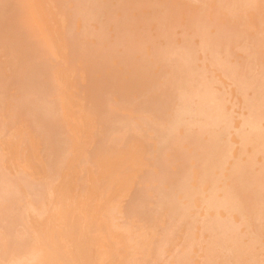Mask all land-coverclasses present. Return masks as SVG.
I'll return each instance as SVG.
<instances>
[{"label": "bare ground", "instance_id": "1", "mask_svg": "<svg viewBox=\"0 0 264 264\" xmlns=\"http://www.w3.org/2000/svg\"><path fill=\"white\" fill-rule=\"evenodd\" d=\"M28 1V0H27ZM26 1V2H27ZM39 1V0H38ZM107 0H73V2L75 3V4H73L72 6H69V7H73V6H75L76 8L75 9H78L80 12V14H81V11H82V15L80 16V18L82 17V19H81V21H83V23H84V20L86 19V17H87V19L85 20L87 23H86V25L87 26H89L91 29L90 30H92L93 28V26L91 25H88V23L89 24H91L90 22H88V21H90V19L92 20V19H96L97 20V25H96V23L94 24V26L96 25L98 28V30H92V31H90L89 29H87L88 30V32L90 31V34H91V36H92V40H89L88 41V43H87V40H85V38L86 37H84V38H82V36H83V34H81V32L83 33V31L85 30V29H82V28H80V34L82 35H80L79 37H76L75 35H77L78 36V31H77V29H76V32L78 33H76V32H74L75 31V28H78V26L76 27L75 26V28H74V31H73V25H71V27H70V25H69V27H67L68 29H69V31H72V33L71 34H69V31H67L66 33H67V35L66 36H68L66 39H67V41H68V43H66V45L68 46L67 48H69V50H68V52H67V50H66V52L68 53V59H70L69 61L73 64V62H75V61H77V60H81L82 61V63H83V65H85L86 66V76H87V82H85L86 84L84 85L85 87L83 88V89H85L86 91H85V93H86V97H87V95H88V98H90L89 100L92 102H90L91 103V105L90 106H92V107H94L92 110L94 111V113L93 114H97L96 115V117H97V119L101 122V124H102V127H103V132H102V134H103V136L101 137V138H104V139H106V140H108L107 139V135H108V133H112V130H113V132L115 131V132H118L117 130H120V131H122V130H125V133H126V131H127V133L125 134V142H128L129 141V139L131 138V137H133L134 136V134H138L137 136L135 135V137H137V138H140L141 136L139 135L140 133H135V132H133L132 133V130H131V128H130V126H131V122L129 121L130 119H129V117H131L132 115L133 116H135V114H133V113H135L134 112V110H137V112H138V114L136 115V116H139V117H142V118H144L146 121H147V123H145L144 122V120H143V123H141V126L145 123V124H147V128L148 129H151L153 132H154V136H156L157 137V139H158V146L160 147L157 151H164L165 150V148H166V146L167 145H169V146H171L172 144H174L175 142H176V140H177V137L178 136H180L179 137V140L181 139V140H188L187 142H190V143H195V145H193V148H195V147H197V149L198 148H200V150H199V154L197 155V157L199 158V161H198V158H196V161H198L199 163H198V165L197 166H199V167H197V168H199V170H197V172L199 171V179H201V177L204 179V180H206V179H210V180H213V179H216V176H214L215 178H213V175H214V171L213 170H215V168L217 167V169H218V167H219V169H220V166L222 165V164H224V163H222L223 162V160L224 159H226V156H228V154H230L231 153V151H230V153H227V148H226V142H229L228 140L229 139H227V141L225 140L224 141V139L222 140V137L223 138H227V136L226 137H224L223 135H224V132H228V131H226V127L228 126V125H230V111H227V109H226V107L224 106L225 104V98H224V96H223V93H226V92H223V90H220V89H225V87H221L220 89L219 88H216V87H214L212 84L214 83V80L211 78V80L208 78V76H207V74H206V72H207V69H206V67L203 65V64H201L202 63V61H203V59H206V55L209 57V59H213V60H215V61H213V60H210V63H212V65H213V67H217V65H218V67L217 68H219V67H222L224 70H225V72H223L224 74H225V76H227V77H229L232 81H233V83L235 84V87L237 88V90L238 89H240L241 91L242 90H246L247 88H249V89H252L251 90V95L250 96H247L246 94H244L245 93V91H243V96H244V102H246V104H247V106H248V111H247V117H246V119H245V121H246V127H247V129H245V130H243V131H241V127H242V125H244L243 123L244 122H242L241 121V123H242V125L240 126V132H238V133H240V142H245V143H243V144H252L251 146H252V150L254 149V152H255V150H256V152L255 153H257V155H259L260 154V152L261 151H263V153H264V124L262 125L261 124V119L263 120L264 119V67L263 66H261L262 64H260L259 63V61H258V57H257V55H258V46H256L257 45V43H258V41H259V43H261V40H260V37H258L257 39H256V45H254L253 44V51H251L250 53L248 52V51H245L246 53V55H247V52H248V56L247 57H245V60L244 61H242V62H237V61H234V63H233V61H230L231 63H229V61H228V58L226 57V56H229V54L231 55V51H230V45H231V43L233 44V43H235L237 40H239V42H240V39H242L243 38V40L244 39H246V38H244V35H245V37H246V34H247V32H246V29L244 30V27H241L240 26V23L242 22V20L243 19H240L242 16H237L238 18H236V13H237V10L239 9V10H243V11H245V12H243V14H241L240 13V15H244V13H246L247 12V10H245L246 9V7L247 8H249V6H250V1L251 0H224L225 2H227L228 3V7H226L227 8V10L230 12L232 9V11L230 12V14L229 15H231V13H233V14H235V18L238 20L237 21V23L235 22V24L234 23H232V24H222V26L221 25H219V24H221V23H215L213 20V25H214V27H215V29L213 30V31H211V29L213 28V25L212 26H210L211 25V23L210 22H212V21H210L208 18H207V16L206 15H203V14H201L202 13V11H201V13H200V10H203V8L204 7H201V9L200 10H198L199 12L197 13V11H196V13H193L192 11V14L191 13H189L190 11L188 10V7H190V6H188L187 4V6L188 7H183V8H181L182 7V2L180 3V1L177 3L176 2V0H153L152 2L154 3V4H156V6L158 7V6H160L161 7V11H159L161 14H162V18L161 19H159L158 17H156V15L157 16H160L159 14H158V12L156 13V15H155V17L154 18H156V19H158L157 21V24H156V26H155V28H154V25H152V27H151V25H149V24H151L152 22H150L148 25L151 27H149L150 29H151V31L152 32H154V30H156L155 32H156V34L157 35H155V32H154V34L151 32V31H149V32H151V34L149 33V32H147V33H142L143 31H145V30H143L142 29V27L140 26V24H139V21H141L140 20V17H142V15L144 14V12L141 10V7L142 6H144V5H147L146 3H148L147 1L148 0H118L117 1V3L114 5V4H111L113 1L111 0V2H110V0H108V2H106ZM198 1H200V0H198ZM212 1V0H211ZM222 1V3H219V2H221ZM258 1V0H257ZM263 1V0H262ZM22 2H25V1H22ZM110 2V3H109ZM194 2V1H193ZM197 2V0L194 2V3H196ZM218 3L219 4H223V0H220ZM29 3V2H28ZM64 3V2H63ZM115 3V2H114ZM150 3H151V1H150ZM199 3H201V2H199ZM217 3V4H218ZM30 4H32L31 2H30ZM160 4V5H159ZM179 5L178 7H179V9H178V7H177V5ZM203 4H204V2H203ZM202 4V5H203ZM216 4V5H217ZM226 4V3H225ZM225 4H223V7H224V5ZM61 5V4H60ZM65 5V4H64ZM69 5V4H68ZM71 5V4H70ZM153 5V4H152ZM183 5H184V3H183ZM200 5V4H199ZM204 5H206V4H204ZM227 5V4H226ZM195 6V5H194ZM193 6V7H194ZM63 7V6H62ZM67 7V6H66ZM150 7H152V6H150ZM156 7V8H157ZM209 7V6H208ZM252 7V6H251ZM261 7H263V6H261ZM28 8V7H27ZM30 8V7H29ZM155 8V7H154ZM154 9V11L153 12H156V11H158V10H160L159 8L158 9ZM184 8H186V9H184ZM196 8H197V5H196ZM225 8V9H226ZM230 8H231V10H230ZM254 8V7H253ZM68 9V8H67ZM134 9H135V11H136V9L138 10V11H142V15L139 17V15H135V12H133L134 11ZM151 9V8H150ZM185 10V11H187L188 13H186L185 15H183V17L184 18H186L185 16L186 15H188V14H190L191 15V17H187V19H186V21L184 20V19H181L182 18V16L180 17V16H177V15H180V14H178L179 12H178V10L181 12V10ZM190 9V8H189ZM193 9H195V8H193ZM64 10V9H63ZM117 10H119V11H117ZM182 10V11H183ZM226 10V11H227ZM249 10V9H248ZM253 10V9H252ZM30 11V10H29ZM28 11V13H30ZM77 11V10H76ZM103 11H105V13L103 12ZM151 11V10H150ZM184 11V12H185ZM204 11V10H203ZM227 11V12H228ZM249 11H251V10H249ZM67 12H69V10L67 11ZM70 12H72V11H70ZM75 12V10L73 11V13ZM206 12V9H205V11H204V13ZM224 12H225V10H224ZM240 12V11H239ZM239 12L237 13V14H239ZM27 13V11H26V8L24 7V6H22V7H19L17 4H15L14 3V0H0V34L1 35H3V38L0 40V49L2 48V46L4 45V47H7V53H4V54H7L6 56H8L7 58H5V56H3L2 55V57H4V59H7L6 61V64L11 68V71H9L10 70V68L7 66V65H5V64H3V61L5 62V60H2L1 58L2 57H0V63H2V64H0V66L2 67V68H0V75H1V73L2 72H5V73H3L4 75H1V76H4L5 78H9L10 80H13V82L15 81L16 82V80H19V79H21V80H23V79H25V81L27 80L28 81V83H24V84H22V82H19V81H17V82H19V84L16 82V84H18L17 85V87H19V86H21V84H22V90L20 89V87L19 88H16V84L14 85V83L12 82V81H8L9 82V84H7L8 82H6L5 84H3V85H5V86H7V87H5L6 89H4V90H2V91H4V92H0V93H2V95H4L5 94V92H12V91H15V89L18 91L19 89L22 91V93H24V101H25V104L23 103L24 101H23V99L21 100L22 102H18V104H20V105H22V103L24 104L23 106H21V107H23V108H27V107H24V106H29V107H31V109H35L36 111L35 112H37L36 113V117H37V115L39 116V118L41 119V120H43L44 122H45V125L44 126H46V128H48V130H47V132H48V134H46L45 133V128H44V126L42 127V128H44V130L43 129H41V130H43L44 132H43V134L41 133V136H43L44 135V133H45V135L43 136V139H44V137L46 136L47 138L45 139V140H43L41 137L39 138V136H40V134H39V136H38V132H35L36 130H34V128H36L37 129V131H38V127L39 126H42L41 125V123H40V125L39 126H35V124H34V122H32L31 124V126H33V129H31V132H34L37 136H38V140L40 139V141H41V139H42V143L45 141V150L42 148V151H44V153L48 150V148L47 147H49L50 148V152H46L45 154L47 155L46 156V159L44 160L45 162H46V164H49V166L50 165H58L60 162H61V160H62V162H64V158H65V155L63 154V152L65 153V148H66V146L68 147V142L71 140V137L70 136H68V135H66V134H63L64 132V130H66V131H68L67 129H66V125L65 124H67V123H65L64 124V117H62L61 119H63V121L61 120V122L59 121L60 120V118L58 117V115L61 113V115H62V111H60V113L58 112V110H59V108L61 109V107H59L58 105H60V104H58L60 101H58V105L55 103V101H53V98L52 97H50V95H51V93H53V95H55L56 93H54V85L56 84H54V82H52V80H53V78H52V76L51 77H49L50 75H52L51 74V71H48L49 69V66L48 65H52V63H51V59H50V62H49V64L47 65L45 62L47 61V59H46V61H44L45 59H44V57L45 58H47V56H49L48 54H46L47 52L45 51V53H43L44 51L43 50H46V49H43V48H45V45H44V47H42L43 46V40H42V35H45L44 33H42V35L41 36H39L40 34H41V31H39V28H38V26L36 25V24H34V27L33 26H31V23L33 22L32 21V19H31V21H29L28 20V14ZM138 14H139V12H137ZM42 14H44V13H42ZM68 14V16H70L69 15V13H67ZM76 14V13H75ZM85 14V15H84ZM104 14H105V18L103 17L104 16ZM155 14V13H154ZM206 14V13H205ZM49 15V14H48ZM74 15V14H73ZM73 15H71V16H73ZM77 15V14H76ZM145 15V14H144ZM152 15V14H151ZM150 15V16H151ZM207 15H209L208 13H207ZM216 15V14H215ZM246 15V14H245ZM31 16V15H30ZM44 16H45V18H47L46 16L47 15H45L44 14ZM50 16V15H49ZM68 16H66L67 18H68ZM78 16V15H77ZM154 16V15H153ZM193 16V17H192ZM250 16V15H249ZM248 16V17H249ZM74 17V16H73ZM85 17V18H84ZM248 17H246L247 19H248ZM250 17H252V16H250ZM40 18H42V17H40ZM72 18V17H71ZM75 18V17H74ZM80 18H78V20L80 19ZM90 18V19H89ZM104 18V19H103ZM179 18H180V20H182L183 22H181V24H183L184 23V21H185V23H184V27H186L185 26V24L187 25V26H189L191 29H192V33H193V31H194V35H196L195 36V38H197V39H195L194 38V36H183L184 38H182L181 37V40H180V42L179 41H177V40H174V37H175V39H176V36H177V38H178V33L176 34V27L178 26L179 28H183L181 25H180V20H179ZM189 18H191V19H189ZM230 18H232V17H230ZM246 18H244V19H246ZM89 19V20H88ZM218 19H219V17H218ZM227 19V18H226ZM70 20V19H69ZM74 20V19H73ZM77 20V21H78ZM88 20V21H87ZM94 20H93V22H94ZM231 20H233V19H231ZM252 20V19H251ZM30 22V24H29V22ZM71 21V20H70ZM76 21V20H75ZM81 21H78V22H81ZM143 21V20H142ZM141 21V22H142ZM150 21V20H149ZM216 21V20H215ZM222 21V20H221ZM224 21V20H223ZM227 21V20H226ZM245 21V20H244ZM72 22V21H71ZM74 22V21H73ZM140 22V23H141ZM145 22H146V20H145ZM234 22V21H233ZM252 22V21H251ZM33 23H35V22H33ZM66 23V22H65ZM155 23V22H154ZM243 23V22H242ZM245 23V22H244ZM239 24V25H238ZM246 24H247V22H246ZM261 24V23H260ZM33 25V24H32ZM35 25H36V27H35ZM67 25V24H66ZM225 25V26H224ZM242 25V24H241ZM244 25V24H243ZM257 25V24H256ZM83 26H85V25H83ZM99 26H100V28H99ZM181 26V27H180ZM48 27V26H47ZM144 27H145V25H144ZM143 27V28H144ZM148 27H145V28H147L148 30H149V28ZM177 27V28H178ZM209 27H212V28H209ZM35 28V29H34ZM44 28V27H43ZM59 28V27H58ZM72 28V29H71ZM153 28V29H152ZM188 28V27H187ZM245 28H247L246 26H245ZM185 29V28H184ZM248 29V28H247ZM38 30V31H37ZM41 30V29H40ZM42 30H45V29H42ZM143 30V31H142ZM147 31V30H146ZM145 31V32H146ZM189 31V30H188ZM191 31V30H190ZM253 31V30H252ZM42 32H44V31H42ZM88 32L85 30V32H84V36H88L89 34H88ZM92 32V33H91ZM249 33H250V29H249V31H248ZM257 32H258V29H257ZM40 33V34H39ZM65 33V32H64ZM65 33V34H66ZM86 33V34H85ZM246 33V34H245ZM72 34H75V35H73L72 37H71V35ZM158 34H159V38H157V39H160V37L161 38H164V40H163V42L162 43H160L161 41L160 40H162V39H160L159 41L156 39L155 40V36H158ZM180 34H181V31H180ZM189 34H190V32H189ZM252 34V33H251ZM70 35V36H69ZM176 35V36H175ZM254 35V34H253ZM264 35V34H263ZM255 36V35H254ZM260 36H261V34H260ZM64 37H65V35H64ZM70 37V38H69ZM90 37V36H89ZM94 37V38H93ZM1 38V37H0ZM41 38V39H40ZM43 38H44V36H43ZM54 38V37H53ZM88 38V37H87ZM254 38H256V37H254ZM262 38V37H261ZM64 39V38H63ZM179 39V38H178ZM259 39V40H258ZM42 40V41H41ZM44 40L46 41V39L44 38ZM54 40V39H53ZM53 40H50V41H53ZM48 41V40H47ZM49 41V42H50ZM66 41V42H67ZM255 41V40H254ZM147 42L149 43H151V44H149V45H151V50H149V48L148 47H150V46H148L147 47V49L149 50L148 52L145 50V44H147ZM238 42V41H237ZM245 42V41H244ZM243 42V43H244ZM241 43H242V41H241ZM240 43V44H241ZM245 43H247V42H245ZM250 43V42H249ZM258 43V45H261V44H259ZM47 44H50V43H47ZM230 44V45H229ZM251 44H252V40H251ZM236 45H237V43H236ZM238 45H239V43H238ZM49 46V45H48ZM50 46H52L51 44H50ZM40 47H42V48H40ZM237 47V46H236ZM235 47V48H236ZM239 47V46H238ZM247 47V46H246ZM8 48H10L11 49V52H10V50L8 49ZM47 48V47H46ZM49 48V47H48ZM47 48V49H48ZM264 48V47H263ZM4 49V48H3ZM0 50V52L2 53V51H4L5 52V50ZM42 50V51H40V50ZM50 49V48H49ZM238 49V48H237ZM236 49V50H237ZM244 49H246L245 47H244ZM249 49V48H248ZM252 49V48H251ZM8 50H9V52H8ZM145 50V51H144ZM49 51V50H48ZM151 51V52H150ZM263 51H264V49H263ZM40 52H42V55H44V54H46V55H44L43 56V61H41V60H39L38 59V57L40 56L39 54H40ZM54 52V51H53ZM139 52V53H138ZM147 52V54H145V53ZM228 52H230V53H228ZM9 53H11L10 54V58H9ZM259 53H261V51L259 52ZM138 54V55H137ZM224 54V55H223ZM228 54V55H227ZM243 54H244V52H243ZM41 55V56H42ZM259 55H261V54H259ZM258 55V56H259ZM220 56L221 57H224V59H226L225 61H224V59H222V58H220ZM116 57V58H115ZM201 57V58H200ZM226 57V58H225ZM237 57V56H236ZM79 58V59H78ZM232 58V57H231ZM261 58H263V57H261ZM261 58H260V61H261ZM9 59H11L12 60V64H13V68H14V70H16V74H15V78H17L18 77V79H16V80H14V79H11V76L14 74H12V67H11V64L9 65V63H8V61H9ZM76 59V60H75ZM115 59V60H114ZM208 59V58H207ZM222 59V60H221ZM230 59V58H229ZM75 60V61H74ZM201 60V63L200 64H198V62ZM239 60V59H238ZM49 61V60H48ZM47 61V62H48ZM68 61V60H67ZM215 64H214V63ZM263 62V61H262ZM65 63V62H64ZM81 63V62H80ZM120 63V64H119ZM209 63V64H210ZM76 64V63H75ZM121 64H123V66L121 65ZM117 65H120L121 67H123V74H124V69H126L127 70V68L128 67H131V69L128 71L129 72V74L127 75V77H125V76H123V74H120L119 72H118V67H117ZM211 65V64H210ZM209 65V67H211ZM216 65V66H215ZM7 66V67H6ZM70 66H71V64H70ZM74 66V65H73ZM77 66H81V65H77ZM8 68V69H5V68ZM70 68V67H69ZM79 68V67H78ZM208 68V67H207ZM2 69V70H1ZM52 69V68H51ZM212 69V68H211ZM220 70H221V68H219ZM4 70H6V71H8L9 73L11 72V74L12 75H10L9 73H6V71H4ZM120 71H121V68L119 69ZM2 71V72H1ZM54 71H55V69H54ZM54 71H52V72H54ZM60 71V70H59ZM208 71H209V69H208ZM211 71V70H210ZM209 71V72H210ZM15 72V71H14ZM68 73V72H67ZM119 73V74H118ZM10 76H9V75ZM50 74V75H49ZM57 74V72H55V75ZM211 74H212V71H211ZM7 75V76H6ZM48 77H47V76ZM57 75H59V74H57ZM0 76V77H1ZM9 76V77H8ZM64 76V75H63ZM104 76H106L107 78H104L103 79V77ZM212 76H213V74H212ZM14 77V76H13ZM54 77V76H53ZM2 78L3 77H1L0 78V82L1 83H3L2 82ZM50 78V79H49ZM51 78H52V80H51ZM56 78V77H55ZM54 78V80H55V82H56V79ZM213 78H215V76L213 77ZM7 79H6V81H7ZM59 79H61V78H59ZM84 79V78H83ZM5 79H3V81H4ZM20 80V81H21ZM63 80V79H62ZM82 80V79H81ZM24 81V80H23ZM60 81V80H59ZM213 81V82H212ZM5 82V81H4ZM13 83V85L15 86V89L13 90L12 88H14V86H12L11 87V85H10V83ZM58 82V81H57ZM78 82H79V80H78ZM77 82V83H78ZM21 83V84H20ZM60 83V82H59ZM76 83V84H77ZM84 83V82H83ZM227 83H228V81H227ZM58 84V83H57ZM80 84V83H79ZM226 84V83H225ZM2 87H3V85L2 84H0ZM9 85V86H8ZM63 85H64V83H63ZM66 85V84H65ZM64 85V86H65ZM0 86V87H1ZM56 86V85H55ZM59 85H57V87L56 88H58L57 90H59V88H60V86L58 87ZM224 86H226V85H224ZM3 87V88H4ZM10 87H11V90H8V89H10ZM66 87V86H65ZM64 87V88H65ZM231 87V86H230ZM3 88H1V89H3ZM63 88V89H64ZM62 89V88H61ZM60 89V90H61ZM226 89H227V87H226ZM231 89V88H230ZM7 90V91H6ZM239 90V91H240ZM24 91V92H23ZM62 91V90H61ZM66 91V90H65ZM68 91V90H67ZM81 91V90H80ZM228 91V90H227ZM231 91H234V90H231ZM16 92V91H15ZM19 92V91H18ZM18 92H16L15 93V95L18 93ZM59 91H57V93H58ZM238 92V91H237ZM4 93V94H3ZM22 93H18L20 96H22L23 94ZM60 93V92H59ZM59 93L57 94V95H59ZM234 93V92H233ZM247 93V92H246ZM12 94V93H11ZM16 95V97H19V95ZM61 94V93H60ZM84 94V93H83ZM115 94V96H113ZM235 94V93H234ZM250 94V93H249ZM1 94H0V99H3V100H1L0 102H2V101H4V103L2 104L3 105V107H4V104L6 103L5 101L7 100V103L8 104H6L8 107H10L12 104L11 103H16V100H15V102H11V101H14V99L12 100V98L11 97H9V98H7L6 100L4 99V98H6L7 96H5L4 95V98L3 97H1L2 96ZM7 95V94H6ZM9 96H11L10 94H8ZM14 95V94H13ZM225 95V94H224ZM241 95H242V93H241ZM52 96V95H51ZM60 97H61V95H59ZM69 96V95H68ZM83 96V95H82ZM225 96H227V95H225ZM232 96H234V95H232ZM12 97H15V96H12ZM15 97V98H16ZM56 97V96H55ZM59 97V98H60ZM70 97V96H69ZM20 98V97H19ZM51 98H52V100H51ZM62 98V97H61ZM229 98V97H228ZM17 99V98H16ZM63 99V98H62ZM231 99V98H230ZM240 99H243V97L241 96V98ZM8 100H11V101H9V102H11V103H9L8 102ZM18 100V99H17ZM54 100H56V99H54ZM70 100V99H69ZM68 100V101H69ZM85 100V99H84ZM19 101H20V99H19ZM56 101V102H57ZM72 101V100H71ZM228 101H229V99H228ZM227 101V102H228ZM67 102V101H66ZM86 102V101H85ZM115 103V104H113V103ZM231 102H232V100H231ZM234 102V101H233ZM70 103V102H69ZM111 103L113 104V106L115 105V107H112L111 106ZM93 104V105H92ZM10 105V106H9ZM16 105V104H15ZM75 104H73V106H74ZM117 105H119V107L117 106ZM228 105V104H227ZM231 105V104H230ZM56 106V107H55ZM121 106V107H120ZM123 106V107H122ZM232 106V105H231ZM230 106V107H231ZM2 107V106H1ZM6 107V106H5ZM13 107V106H12ZM18 106H16V108H17ZM20 107V106H19ZM18 107V108H19ZM125 107V109H129V111L131 110V113H125L126 111H125V109L123 110V111H125L124 113H123V115H122V113H120L119 111H117L116 112V110L118 109V110H120V108L121 109H123ZM235 107V106H234ZM17 108V109H18ZM80 108V107H79ZM133 108V109H132ZM227 108H228V106H227ZM243 108V107H242ZM5 109V108H4ZM116 109V110H115ZM230 110H231V108H229ZM0 110H2L1 108H0ZM6 110V109H5ZM9 109H7V112H9V113H5V116L7 115V117L6 118H8L9 117V120L8 119H6V118H4V119H6V120H8L9 122L11 121L12 122V120H10L11 118H13V116L12 115H14V117H15V119H19V116H17L16 117V115H15V113L16 112H12L11 110H9ZM20 110V109H19ZM240 110V109H239ZM244 111H245V109H243ZM2 111H4V110H2ZM2 111H0V112H2ZM11 111V112H10ZM30 112L29 113H31L32 111L31 110H29ZM93 111H89V112H91V115H93L92 114V112ZM129 111H127V112H129ZM233 111V110H232ZM242 111V110H241ZM35 112L33 111L32 113L33 114H31V115H33V116H35L34 114H35ZM71 112V114L73 113L72 111H70ZM136 112V113H137ZM4 113V112H3ZM3 113H0V115H2ZM232 113V112H231ZM8 114H9V116H8ZM12 114V115H11ZM23 114H24V116H26L27 115V112H26V114L25 113H22V116L20 117V118H23ZM67 114V113H66ZM70 114V115H71ZM82 114V113H81ZM125 114V115H124ZM128 114H129V116H128ZM30 115V116H31ZM73 115V114H72ZM77 115V114H76ZM83 115V114H82ZM85 115V114H84ZM83 115V116H84ZM229 115V116H228ZM12 116V117H11ZM30 116H26V118L27 119H29L30 118ZM32 116V117H33ZM74 116V115H73ZM80 116V115H79ZM83 116H82V118H83ZM239 116V115H238ZM29 117V118H28ZM81 117V116H80ZM85 117V116H84ZM127 117V118H126ZM232 117V116H231ZM242 117V116H241ZM0 118H1V116H0ZM133 118V117H132ZM233 119H234V117H232ZM3 119V120H4ZM14 119V118H13ZM67 120L69 119V118H66ZM73 119V118H72ZM80 119V118H79ZM83 119H85V118H83ZM137 119V118H136ZM236 119H237V116H236ZM242 119V118H241ZM2 120V119H1ZM30 120V119H29ZM59 121V123H58V121ZM81 120V119H80ZM135 120V119H134ZM240 120V119H239ZM14 121V120H13ZM22 121H24V118L22 119ZM66 121V120H65ZM74 121H76V119L74 120ZM79 121V120H78ZM138 121H140V120H137V123H136V125H138ZM237 121V120H236ZM4 122V121H3ZM9 122H8V124H9ZM11 122H10V124H11ZM83 122V121H82ZM99 122V123H100ZM264 122V121H263ZM2 123V121H0V124ZM14 122H12V124H13ZM25 123V125H26V122H24ZM36 123V122H35ZM91 123V122H90ZM134 123H135V121H133V126H134ZM234 123V122H233ZM238 123V125L240 124V122H237ZM37 124V123H36ZM39 124V123H38ZM37 124V125H38ZM86 124H87V122H86ZM98 124V123H97ZM144 124V125H145ZM4 125V127H3V130H7L8 128H11V127H8V128H5L6 126H5V124H2V125H0L1 127ZM17 125V124H16ZM28 125V124H27ZM61 125H63V126H61ZM76 125V124H75ZM82 125V124H81ZM81 125H79V127L81 126ZM143 125V126H144ZM181 125L184 127V128H182L181 127ZM236 125V124H235ZM234 125V126H235ZM244 125V126H245ZM8 126H11V125H8ZM70 126V125H69ZM87 126V125H86ZM85 126V127H86ZM92 126V125H91ZM139 126H140V124H139ZM231 126V125H230ZM229 126V127H230ZM233 126V127H234ZM0 127V128H1ZM18 127V126H17ZM30 127V126H29ZM63 127H65V128H63ZM68 127V126H67ZM85 127H84V129H85ZM97 127V126H96ZM101 127V128H102ZM135 127V126H134ZM5 128V129H4ZM15 128H16V126H15ZM14 128V129H15ZM41 128V127H40ZM69 129H70V127H68ZM78 128V127H77ZM88 128V127H87ZM92 128H93V126H92ZM133 128V127H132ZM143 128V127H142ZM178 128H179V130L181 129L182 130V133H177V131H179L178 130ZM12 129V128H11ZM235 129H237L238 130V127H236L235 126ZM3 130H0V131H3ZM8 130H10V129H8ZM34 130V131H33ZM41 130H40V132H41ZM131 130V131H130ZM180 130V131H181ZM232 130V129H231ZM236 130V131H237ZM73 131H74V129H73ZM75 131H78V129L77 130H75ZM86 131V130H85ZM150 131V130H149ZM151 131V132H152ZM230 131V130H229ZM239 131V130H238ZM4 132V131H3ZM7 132V131H6ZM6 132H4V134L6 133ZM14 132H15V130H14ZM29 132V131H28ZM72 132V131H71ZM71 132H69V134H71ZM87 132V131H86ZM124 132V131H123ZM138 132H139V130H138ZM140 132H141V130H140ZM184 132V133H183ZM2 133V132H1ZM11 133H12V131L10 132V135H11ZM73 133V132H72ZM75 133V132H74ZM78 133H80V132H77V134ZM85 133V132H84ZM175 133H176V135H175ZM237 133V134H238ZM26 134V133H25ZM98 134H100V133H98ZM123 134V135H124ZM144 134V133H143ZM142 134V135H143ZM206 135V136H203V137H207V139H206V141H204V138H202V135ZM229 134V133H228ZM7 135H8V132H7ZM9 135V136H10ZM79 135H81V134H79ZM117 135V134H116ZM147 135V134H146ZM182 135V136H181ZM239 135V134H238ZM237 135V136H238ZM2 136V135H1ZM5 136V135H4ZM21 136H23V135H21ZM75 136H76V134H75ZM118 136H120V135H118ZM140 136V137H139ZM177 136V137H176ZM236 136V137H237ZM36 136H34V138H35ZM49 137L51 138H53V140H52V145L50 146V145H47L48 143H46V141H48V140H50L49 139ZM72 137H74V136H72ZM110 136H108V138H109ZM117 137V136H116ZM115 137V138H116ZM121 137V136H120ZM155 137V138H156ZM169 137H170V139H169ZM171 137L173 138V137H176V140H174V142H173V140L171 139ZM10 139V137H8L7 136V139ZM100 138V139H101ZM113 140L115 139L114 138V136L113 137H111ZM111 138H110V140H108V141H113V140H111ZM136 138V139H137ZM148 138V137H147ZM151 138V137H150ZM234 138V137H233ZM232 138V139H233ZM239 138V137H238ZM237 138V139H238ZM3 139V138H2ZM2 139H0L1 141L0 142H5V140H3L2 141ZM13 139V138H12ZM14 139H15V137H14ZM17 139V138H16ZM22 139V138H21ZM31 139H33V136L31 137ZM37 139V138H36ZM103 139V140H104ZM119 139V138H118ZM120 139H122V138H120ZM152 139V138H151ZM22 140H24V139H22ZM34 140V139H33ZM37 140V142H40V141H38ZM74 140H75V138H74ZM105 140V141H106ZM130 140H132V139H130ZM138 140V139H137ZM145 140V139H144ZM152 140H154V139H152ZM167 140L169 141V143L170 144H168V142H167ZM179 140H177L178 142H179ZM234 140H236V139H234ZM242 140V141H241ZM35 141V140H34ZM76 141H77V139H76ZM135 141V140H134ZM142 140L140 139V142H141ZM155 141V140H154ZM3 142V143H4ZM8 142H9V145L10 144H12L13 145V143H10V141L8 140ZM24 142V141H23ZM32 142V140L30 141V143ZM50 142V141H49ZM100 142V141H99ZM107 142V141H106ZM132 142H133V140H132ZM131 142V143H132ZM143 142V141H142ZM202 142V143H201ZM225 142V143H224ZM17 143V142H16ZM109 143V142H108ZM114 143H115V141H114ZM117 143H119V141H117ZM129 143V142H128ZM145 143H147V142H145ZM149 143V142H148ZM147 143V144H148ZM234 143V142H233ZM2 144V143H1ZM29 144V143H28ZM32 144V143H31ZM30 144V145H31ZM44 144V143H43ZM69 144L71 145L72 144V142H69ZM75 144H77V143H75ZM75 144H73V145H75ZM84 144V143H83ZM132 144H134V143H132ZM153 144H155V142H153L152 143V145ZM183 145L185 144L186 146H187V144H186V142L185 143H182ZM228 144V143H227ZM232 144V143H231ZM3 146H5L6 144L4 143V144H2ZM2 145H0L1 146V148L3 147ZM15 145V144H14ZM24 145V144H23ZM36 145V144H35ZM114 145V144H113ZM135 145V144H134ZM140 145V144H139ZM151 145V144H150ZM157 145H155V146H157ZM230 145V144H229ZM237 145H238V143H237ZM236 145V146H237ZM242 145V144H241ZM256 146V148H255V146ZM18 146V145H17ZM39 146V145H38ZM41 146H43L42 144H41ZM47 146V147H46ZM100 146V145H99ZM144 146V145H143ZM158 146H157V148H158ZM232 146H233V144H232ZM240 146V145H239ZM9 147H11V145L10 146H7L6 148H9ZM12 147H14V146H12ZM16 147V146H15ZM19 148H21L20 146H18ZM35 147V146H34ZM36 147H37V145H36ZM84 147V146H83ZM126 147V146H125ZM130 147H132V146H130ZM153 147V146H152ZM163 147H165V148H163ZM185 147V146H184ZM227 147H228V145H227ZM244 147V146H243ZM18 148V149H19ZM31 148H32V146H31ZM47 148V149H46ZM77 147H75V149H76ZM99 148V147H98ZM156 148V147H155ZM163 148V149H162ZM230 148V147H229ZM3 149V148H2ZM13 149V148H12ZM37 149V148H36ZM75 149H73L72 148V150H75ZM130 149V148H129ZM153 149H154V147H153ZM184 149V148H183ZM187 149V148H186ZM240 149H241V147H240ZM239 148H238V151L240 150ZM250 149V148H249ZM21 150H22V148H21ZM126 150V148H124V150L123 151H125ZM152 150V149H151ZM155 150V151H156ZM242 150V149H241ZM257 150H258V152H259V154H258V152H257ZM4 151V150H3ZM3 151L2 152H0V154L1 153H3ZM7 151V150H6ZM11 151V150H10ZM13 151V150H12ZM14 151H15V149H14ZM19 151V150H18ZM24 151V150H23ZM38 151V150H37ZM112 151V150H111ZM121 151V150H120ZM134 151V150H133ZM236 151V150H235ZM243 151V150H242ZM5 152V151H4ZM8 152V151H7ZM27 152V151H26ZM32 152V151H31ZM77 152V151H76ZM129 151H127V153H128ZM130 152H131V150H130ZM135 152V151H134ZM154 152V151H153ZM241 152V151H240ZM250 151H248V153H249ZM253 152V153H254ZM11 153H13V152H11ZM18 153V152H17ZM21 153V151H19V154ZM41 152H38V154L37 153H35V154H37V156L40 154ZM69 153V152H68ZM67 153V154H68ZM118 153V152H117ZM122 153V152H121ZM135 153H137V151L135 152ZM142 153V152H141ZM144 153V152H143ZM164 153V152H163ZM239 153V152H238ZM244 153H245V151H244ZM41 154H43V153H41ZM73 154V153H72ZM85 154V153H84ZM103 154H105L104 155V158H105V161H107L108 159H107V155H108V158H109V160H111L113 157H112V155L111 154H109L108 152H107V150L105 151V152H103ZM103 154H102V156H103ZM123 154H125V152L123 153ZM243 154V153H242ZM5 155V154H4ZM9 155V154H8ZM14 156H15V154H13ZM23 155H25V154H23ZM77 155V154H76ZM110 155H111V157H110ZM114 156H118V154H113ZM120 155V154H119ZM129 156H130V154H128ZM141 155V154H140ZM178 155H182L181 157L180 156H178L179 158H180V160L182 161V163H180L179 164V166L177 167V169L175 170V172H172V174H171V172L169 171V169H166L165 168V165L163 166V165H161V166H163L164 167V169H163V171L165 170H167V171H169V172H167V173H169V174H167V179H169L168 181H169V186H168V188H170V192L169 191H167L166 192V189H164L165 190V192L166 193H164L163 195H162V193H161V195L164 197L163 199V201H162V199L160 200V202H164L165 201V204L163 205V203H158V205L156 206V207H158V206H161V204L163 205V206H167L168 205V208H169V210H170V214H171V212L173 211H175L176 210V204L174 205V201H173V199L172 198H170L171 197V192H172V190H173V188L174 189H176V188H178V190H183V191H186L187 192V190H192V188H189L188 186H189V184H188V181L187 180H189L188 178H189V176L190 175H192L191 174V172L192 171H194V170H189V168L187 167V165H186V162H185V160H186V158H187V154H185V153H183V152H181V151H178ZM246 155V154H245ZM248 155H251V152H250V154H248ZM262 155V154H261ZM0 156H2V158H4V156L3 155H0ZM32 156V155H31ZM30 156V157H31ZM63 158H62V157ZM75 156V155H74ZM85 156V155H84ZM101 156V155H100ZM186 156V157H185ZM230 156V155H229ZM240 156V155H239ZM242 156V155H241ZM244 156V155H243ZM252 156V155H251ZM9 157V156H8ZM17 157V156H16ZM26 157V156H25ZM28 157V156H27ZM34 157V156H33ZM72 157H73V155H72ZM121 157H122V154H121V156H120V158H118L119 159V161L118 162H120L121 163V161H124L123 159L122 160H120L121 159ZM148 157V156H147ZM164 157V156H163ZM232 157V155L230 156V158ZM262 157V156H261ZM260 156H259V158H261ZM14 158V157H13ZM43 158H45V157H43ZM74 158H76V157H74ZM85 158H86V156H85ZM97 158L99 159V157H98V155H97ZM124 158H125V155H124ZM126 158H127V156H126ZM189 158V157H188ZM187 158V159H188ZM248 158V160H246ZM246 159H238V161L236 160V162H234V166H233V163L231 164H229L228 166L231 168V170H229V168H228V170H229V172H231V175H233V179H232V181H231V183H228V186H227V184H223V187H224V191H223V193H222V191H221V189H223V188H221L222 187V185L219 187V188H221V189H219V188H217L216 187V185L217 184H219L218 182L216 183V181H215V183H214V180L212 181V183H211V186H210V188L208 187V189H210L211 190V192L209 193L208 191L206 192V193H208L207 195L210 197V200H209V198H205V199H207V202L209 201L211 204H213V205H219V204H221L222 202L224 203V202H226L227 204L228 203H230L231 204V207L230 206H228V208L230 209V211H233V210H235L236 208H238V209H240V211H238V212H240V213H238V214H240V215H234V217H236V216H240V217H237L238 218V220H237V222L239 223V222H241V223H246L247 222V220L246 221H243V219H242V217H244L243 216V214L242 213H244L245 215H247L248 216V222H250V223H247L246 225H247V227L250 229V225H252V227L251 228H253V229H251V231H249L248 229V231L250 232V235H252V237L254 238L255 236V234L254 233H252L253 232V230H255L254 232L255 233H257L259 230H264V220L262 219V224H261V222L260 221H258L260 224H259V226H261L262 225V227H263V229H262V227H260V228H258V227H256L257 225H258V222H257V225H256V221L254 220V218L256 219V216L258 217V215L259 214H261V215H263L264 214V202H261V201H263L262 199H261V197L262 198H264V196L263 195H261L260 193H262L261 192V189H264V174L263 173H261V169H263V167H264V157H263V159L260 161V163L259 164H261L260 166H259V169H257V170H254L253 168H254V163H253V160L255 159V157L254 156H252L251 158L250 157H247ZM250 158V159H249ZM6 159V158H5ZM9 159V158H8ZM19 159V158H18ZM39 159H41L40 157H39ZM77 159V158H76ZM95 159V158H94ZM103 159V158H102ZM107 159V160H106ZM133 159V158H132ZM2 160H4V159H1V161ZM16 159L14 158V159H12V161H13V163H14V161H15ZM21 160V159H20ZM26 160V159H25ZM30 160V159H29ZM33 160V159H32ZM112 160H116V158H114V159H112ZM111 160V161H112ZM159 160H160V158H159ZM169 160V159H168ZM191 160V159H190ZM7 161V160H6ZM18 161V160H17ZM24 161V160H23ZM34 161V160H33ZM43 161V162H44ZM66 161V160H65ZM69 161V160H68ZM73 161V160H72ZM104 161V162H105ZM117 161V160H116ZM126 161V160H125ZM133 162H134V160H132ZM244 161V162H243ZM255 161H257V160H255ZM16 162V161H15ZM26 162H28V161H26ZM39 162H41V160L39 161ZM96 162V161H95ZM224 162H226L225 160H224ZM232 162H233V160H232ZM2 165H4L2 162H0ZM11 162H10V160H9V163L8 164H10ZM13 163H11V166H12V168H13ZM19 163H21V162H19ZM24 163V162H23ZM67 163V162H66ZM97 163V162H96ZM120 163L118 164L119 166H120ZM190 163H192L191 161H190ZM197 163V162H196ZM8 164H7V166H8ZM24 164H27V163H24ZM34 164V163H33ZM61 164H63V163H61ZM68 164H69V162H68ZM104 164H106V163H104ZM116 164H117V162H116ZM131 164V163H130ZM140 164V163H139ZM228 164V163H227ZM256 165H257V163H255ZM5 165H6V163H5ZM43 165H44V163H43ZM43 165H42V167H43ZM108 165V164H107ZM127 165V164H126ZM181 165V166H180ZM1 166V165H0ZM7 166L5 167V168H7ZM11 166H9V167H11ZM14 166H16L17 167V164L16 165H14ZM27 166V165H26ZM30 166V165H29ZM40 166V165H39ZM48 166V167H49ZM64 166V165H63ZM116 166V165H115ZM121 166H122V164H121ZM134 166H135V164H134ZM138 166V165H137ZM232 166V167H231ZM15 167V168H16ZM21 167H24V166H22V164H21ZM34 167V166H33ZM106 167V166H105ZM118 167V166H117ZM128 167V166H127ZM224 167V166H223ZM255 167H257V166H255ZM1 168V167H0ZM18 168V167H17ZM27 167H25L24 168V170L23 171H26L25 169H26ZM44 168V167H43ZM62 168V167H61ZM71 168V167H70ZM108 168V167H107ZM113 168V167H112ZM112 168L110 167V169L112 170ZM136 168V167H135ZM170 168V167H169ZM2 169H4V167L2 166ZM10 169V168H9ZM22 169V168H21ZM30 169V168H29ZM36 169V168H35ZM49 169H51V168H49ZM53 170L50 172V173H53V174H55V173H57V171H58V169H59V167H57V168H52ZM79 169V168H78ZM110 169H108V170H110ZM129 169V168H128ZM133 169V168H132ZM193 169V168H192ZM13 170L14 169H12V172H13ZM34 170V169H33ZM39 170V169H38ZM42 170V169H41ZM62 170V169H61ZM64 170V169H63ZM71 170V169H70ZM89 170V169H88ZM131 170V169H130ZM223 170V169H222ZM264 170V169H263ZM15 171V170H14ZM16 171H20V167H19V169L18 170H16ZM15 171V172H16ZM107 171V170H106ZM106 171H102V172H106ZM144 171V170H143ZM152 171V170H151ZM154 171H156V169L154 170ZM162 171V172H163ZM220 171V170H219ZM224 171V170H223ZM226 171H227V169H226ZM18 172H16V174L18 173ZM21 172H22V170H21ZM32 172V171H31ZM71 172V171H70ZM114 172V171H113ZM195 172V171H194ZM193 172V173H194ZM221 172V171H220ZM220 172H218L217 174H218V176L217 177H219L220 175H222ZM7 173V172H6ZM24 173V172H23ZM22 173V174H23ZM62 173V172H61ZM100 174H103V173H101V172H99ZM110 173V172H109ZM108 173V174H109ZM137 173V172H136ZM11 174V173H10ZM19 174V173H18ZM21 174V175H22ZM27 174H31V173H27ZM42 174V173H41ZM45 174V173H44ZM43 174V175H44ZM68 174V173H67ZM105 174V173H104ZM106 174H107V172H106ZM111 174H113V173H111ZM145 174V173H144ZM216 174V173H215ZM220 174V175H219ZM227 174V173H226ZM229 174V173H228ZM4 175V174H3ZM3 175H0V176H2V178L1 179H3ZM7 175V174H6ZM5 175V176H6ZM14 175V174H13ZM58 175H59V172H58ZM57 175V176H58ZM66 175V174H65ZM91 175V174H90ZM99 175V174H98ZM170 175V176H169ZM195 175H196V172H195ZM4 176V177H5ZM9 176V175H8ZM18 176V175H17ZM48 176V175H47ZM46 176V177H47ZM60 176V175H59ZM111 176V175H110ZM196 176H198V175H196ZM195 176V177H196ZM230 175H228V177H229ZM26 177H27V175H26ZM26 177H24V175H23V177L19 180V178L17 179L16 177L14 178L15 180H12L11 179V177H10V179L12 180H7V178L4 180V181H7L6 183H8V184H13L12 182H14L15 181V183L17 184V180H19V181H21L22 182V180H25V184H27V182L29 183V184H31L30 185V187H32V182L30 183V181L31 180H33L34 178H32L31 176V180L29 179V181L27 180V178ZM35 177V176H34ZM45 177V178H46ZM53 177V176H52ZM68 177V176H67ZM66 177V178H67ZM73 177V176H72ZM114 177H115V175H114ZM128 177V176H127ZM193 177V176H192ZM194 177V178H195ZM228 177H227V179H228ZM62 178V177H61ZM91 178L94 180H96V177H94L93 175L91 176V177H88V180L90 179L91 180ZM98 178H100V177H98ZM97 178V179H98ZM104 178V177H103ZM117 178H118V176H117ZM117 178H116V180H117ZM125 178V177H124ZM220 178V177H219ZM17 179V180H16ZM47 179H48V177H47ZM57 179H59V178H57ZM115 178H113V180H114ZM146 179V178H145ZM198 179V178H197ZM224 179V178H223ZM230 179H231V177H230ZM39 180H41V179H39ZM89 180V184H91L92 182H93V180H92V182ZM107 180V179H106ZM110 180V179H109ZM216 180H219V179H216ZM229 180V179H228ZM43 181V180H42ZM42 181H40V182H42ZM50 181V180H49ZM74 181V180H73ZM97 181V180H96ZM100 181V180H99ZM128 181V180H127ZM191 181V180H190ZM201 181V180H200ZM209 181V180H208ZM223 181H225V180H223ZM229 181V182H230ZM39 181L38 182H36V181H34V183H33V185L34 184H42V183H40ZM98 182V181H97ZM102 181H100L99 183H101ZM108 182V181H107ZM112 182V181H111ZM221 182V181H220ZM48 183V182H47ZM50 183V182H49ZM76 183V182H75ZM82 182L80 181V185H78L79 186V188L81 187V189L83 190L84 188L85 189H87V187H89V185H86V183H87V181H86V183L85 182H83V184H84V186L81 184ZM106 183V182H105ZM109 183V182H108ZM132 183V182H131ZM142 183V182H141ZM148 183V182H147ZM198 182H196V184H197ZM210 183V182H209ZM222 183V182H221ZM224 183V182H223ZM20 184H21V186H20ZM23 183H20L19 182V189H20V187H22V189L25 187V186H23L22 185ZM45 184V183H44ZM65 184V183H64ZM74 184V183H73ZM96 184V188L94 187V185ZM101 184H104L103 182L101 183ZM107 184V183H106ZM105 184V185H106ZM115 184V183H114ZM120 184V183H119ZM121 184H123V183H121ZM129 183H127L126 185H128ZM14 185V184H13ZM59 185V184H58ZM82 185V186H81ZM92 185H93V187H94V190H93V188H92V190L94 191V192H96L97 191V183L96 182H93L92 183ZM100 185V184H99ZM109 185V184H108ZM107 185V187H109L110 188V186H108ZM110 185H112L111 183H110ZM124 186V188H127L126 187V185L125 184H123ZM133 185V184H132ZM200 185H201V183H200ZM208 185V184H207ZM210 185V184H209ZM225 185V186H224ZM55 186H56V184H55ZM61 186H62V184H61ZM69 186V185H68ZM68 186L65 188L66 190V192H69V188L71 187V184H70V187L68 188ZM87 186V187H86ZM91 186V185H90ZM172 188H171V187ZM40 187V189H41V186L39 185L38 186V188ZM83 187V188H82ZM112 187V186H111ZM131 187V186H130ZM138 187V186H137ZM225 187H227V188H225ZM57 188V187H56ZM68 188V189H67ZM78 188V187H77ZM108 188V189H109ZM114 188V187H113ZM167 188V190H169ZM21 189V191H22V195L24 196V194H23V191L24 192H30L29 190H28V188L27 189H25L24 188V190H22ZM31 189H33V187L31 188ZM35 189H36V187H35ZM34 189V191H36ZM49 189H51V188H49ZM55 189V188H54ZM64 189V188H63ZM72 189V188H71ZM84 189V191H82V192H84V195L82 194V192H80V189L78 190L79 192H80V194L83 196V199H85L86 200V198H87V190H85ZM91 188H89L88 189V193H91L92 191H90L89 192V190H90ZM96 189V190H95ZM128 189V188H127ZM184 189H187V190H184ZM199 189H200V187H199ZM218 189L221 191V193H222V195H218L217 196V193H219L218 192ZM2 190H3V188H2ZM5 190V189H4ZM27 190V191H26ZM68 190V191H67ZM72 190H74V188L72 189ZM72 190H70L71 192H72ZM77 190H74V192H69V193H66V194H68V195H66L65 194V196H70V198H72V196H71V194L73 195V198L75 197L74 195L75 194H73V193H78V195H80L79 194V192H77ZM98 190H100L101 191V188L100 189H98ZM111 190V189H110ZM138 189H136V191H137ZM190 190L188 191V192H190ZM214 190H215V193H214ZM216 190H217V192H216ZM0 191H1V188H0ZM10 192H11V194L10 193H6V191H4L5 192V195L7 196V194H10V196L12 195V197L14 196V194L16 195V193L15 192H13L12 190H9ZM33 191V192H34ZM55 191V190H54ZM62 191V190H61ZM65 191H63L64 193H65ZM86 191V192H85ZM148 191V190H147ZM162 191V190H161ZM177 191V190H176ZM197 191H198V188H197ZM200 191V190H199ZM258 191H260L259 193H258ZM264 191V190H263ZM2 192L3 191H1V194H0V199H2L3 197H4V200H6L7 201V198L5 199V196H4V194H2ZM48 192V191H47ZM46 192V193H47ZM138 192V191H137ZM136 192V193H137ZM164 192V191H163ZM169 192V193H168ZM187 192V193H188ZM191 192H193V190L191 191ZM35 193V192H34ZM39 193H41V195H42V193L43 192H39ZM61 193V192H60ZM86 193V194H85ZM93 193V192H92ZM100 193V192H99ZM139 193H142L141 191L139 192ZM180 193V192H179ZM195 193V192H194ZM18 194H19V192H18ZM29 194L30 193H28V197H29ZM38 194V193H37ZM37 194H35V197H36V195ZM44 195H48V193L47 194H45V191H44V193H43ZM54 194V193H53ZM59 194V193H58ZM58 194H56V197L58 198H56L55 197V195H52V197L54 196L55 198H56V200H57V202L55 201V206L53 207V206H51V207H53L52 209H51V211L49 212L50 214H51V217L54 219V220H56V222H52L51 220H49V221H51V223H52V230L47 226V227H45V224H43L44 222H42V224L44 225V227L48 230V232H44L45 230L43 229V231H39L41 228H37L38 230H36L37 231V235H39V238H40V236H41V240H42V242H44L45 244L46 243H48L47 245H43L42 244V242L41 241H39V242H35L34 243V236L32 235V233H31V230H32V221H33V218H31V216L34 214L35 216L37 215V216H39V215H41V214H44V213H42L45 209L44 208H41L43 205V203H45L46 201L44 200L45 198H46V196H44V195H42V201H41V198L39 199V201L38 202H40L39 204H38V202H37V205L35 204V202H36V200H35V198H31L32 197V195L29 197V199L31 200L32 199V201L31 202H29V203H27L26 201H24V199H21L22 197H20V199L23 201V203L25 202V207L23 206V204L22 203H20V202H18L19 204L18 205H20L21 206V204H22V208H19L20 209V211H22V213H23V215H24V220L25 221H27L28 222V220H30L29 218H31L32 219V221L30 220V222H28L27 224H26V222H25V224L26 225H28V226H26V229L24 228V230H21L20 228V230H21V232L22 233H20L19 231V234H21L22 236H19L18 235V238L19 237H21L22 238V240H21V243H19L20 245H19V250H18V253L17 252H15L16 251V249H14V250H12V251H9L8 252V254L9 255H3V256H6V258L4 257L3 259H2V257H0V264H121V261H122V263H123V258H124V256L125 255H122L121 256V260H120V256L119 257H117L118 255H117V252L118 251H120V250H122V249H120V250H118V248H117V246H113L112 248L110 247V246H112V242H113V244H117L118 242H117V240L115 239V236L113 237V235H111V233L112 232H114L115 233V231L113 230H110L109 229V231L108 232H110V234L108 233V234H106V229L105 228H103V226L105 225V227L107 228V224H104V223H106L105 221H103V217H102V221L104 222H101V220L100 221H98L99 219H97V217H96V220L95 219H93L94 217L91 215V212H90V210L91 211H93L94 212V210L96 209V210H98V212L100 213V215H102L101 214V211H103V210H100L99 211V209L98 208H100V207H97L98 206V204L96 203L95 204V202H94V200L95 199H98V197L96 196L95 197V195H88V197L89 198H87L88 199V201H89V203H88V201H87V204H85L86 203V201L84 202V203H82V202H80V200L77 202V200H75V198L74 199H72V200H70L68 197V199H65L66 197L64 196V199L62 200V197H63V195H62V197L60 198L59 197V195ZM177 194V193H176ZM184 194V193H183ZM196 194V193H195ZM201 194H202V192H201ZM264 194V193H263ZM27 195V194H26ZM34 195V194H33ZM50 195V194H49ZM144 195V194H143ZM182 195V194H181ZM186 195V194H185ZM192 195V194H191ZM261 197H260V196ZM9 196V195H8ZM84 196H86L85 198H84ZM142 196V195H141ZM176 196V195H175ZM197 196H198V194H197ZM17 197V196H16ZM16 197L14 198V204L16 203V201L17 200H15L16 199ZM34 197V196H33ZM45 197V198H44ZM91 197V198H90ZM92 197H94V198H92ZM199 197H200V195H199ZM198 197V198H199ZM9 198V197H8ZM24 198H25V196H24ZM49 197H47V199H48ZM50 198H51V196H50ZM50 198H49V200H50ZM102 198V197H101ZM190 198V197H189ZM238 198H240V199H238ZM12 198H10V200H11ZM25 199H27V198H25ZM103 199V198H102ZM106 199H107V197H106ZM117 199V198H116ZM185 199V198H184ZM192 198H190V200H191ZM202 199H203V196H202ZM202 199H201V201H202ZM261 199V200H260ZM33 200H34V202H33ZM44 200V201H43ZM49 200H48V202H47V204H49V206H50V203H49ZM53 200V199H52ZM64 200H67V201H65V202H63ZM74 201V203L72 202V204H74V205H72L71 203H69L68 204V202L69 201ZM104 200V199H103ZM131 200V199H130ZM145 200V199H144ZM181 200V199H180ZM179 200V201H180ZM197 200V199H196ZM204 200V199H203ZM51 201V200H50ZM84 201V200H83ZM94 203H93V202ZM96 202L98 201V200H95ZM178 201V202H179ZM189 201V200H188ZM3 202H5V201H3ZM8 202V201H7ZM12 202V201H11ZM43 202V203H42ZM63 202V203H62ZM76 202V203H75ZM102 202V201H101ZM111 202V201H110ZM130 202V201H129ZM142 202H144L143 201V199L140 197V195L138 194V195H136V194H134V196H133V200H132V203H131V205H132V208H145V206L144 205H146V204H142ZM148 202V201H147ZM198 202V201H197ZM208 202V203H209ZM93 203V204H92ZM106 203V202H105ZM118 203V202H117ZM129 203V204H130ZM145 203V202H144ZM186 203H188V202H186ZM190 203V202H189ZM192 203V202H191ZM205 203V201L203 202V204ZM209 203V204H210ZM225 203V204H226ZM3 204V203H2ZM7 204V203H6ZM12 205V206H15V205ZM17 204V203H16ZM54 204V203H53ZM52 204V205H53ZM85 204V205H84ZM88 204H92L91 205V207L88 205ZM95 204V205H94ZM110 204V203H109ZM206 204V203H205ZM232 204H234V207H236L235 209H234V207H233V205ZM5 205V204H4ZM39 205H41L40 207H39ZM45 205H46V203H45ZM86 205H87V207L88 208H90V210L86 207ZM97 205V206H96ZM102 205V204H101ZM108 205V204H107ZM141 205H143V206H141ZM155 205V204H154ZM174 206V208H175V210H172L173 208V206ZM182 205V204H181ZM192 205V204H191ZM212 205V206H213ZM229 205V204H228ZM236 205V206H235ZM0 206H1V203H0ZM37 207V209H36V207ZM72 206H73V209L74 210H71L72 209ZM170 206V207H169ZM184 206L186 207V204L184 203ZM190 205H188V207H189ZM208 206H210V205H208ZM221 206V205H220ZM225 206V205H224ZM17 207H19V206H17ZM17 207H15L16 208V210L14 211V210H12V211H10L11 212V215H13V216H15L16 214H13V213H15L16 211H18L19 209H17ZM44 207V206H43ZM46 207V206H45ZM78 210V211H76V209ZM181 207V206H180ZM187 207V209H189ZM216 207H218V206H216ZM226 207V206H225ZM225 207H223L225 210L227 209V208H225ZM233 207V208H232ZM23 208H25L26 209V212L24 213V211H25V209H23ZM46 208H48V207H46ZM139 208H138V210H139ZM171 208V209H170ZM211 208H213V207H211ZM231 208H232V210H231ZM44 209V210H43ZM88 209V210H87ZM93 209V210H92ZM102 209V208H101ZM110 209V208H109ZM113 209V208H112ZM115 209V208H114ZM131 209V208H130ZM143 209H141L142 211H143ZM152 209V208H151ZM150 209V210H151ZM166 209V208H165ZM180 209H182V208H180ZM179 209V210H180ZM185 209V208H184ZM216 209V208H215ZM218 209V208H217ZM222 209V208H221ZM224 209H222L223 211H224V213H225V210ZM229 209H227L226 211H229ZM38 210V211H37ZM50 210V209H49ZM135 210H137V209H135ZM161 210V209H160ZM163 210H164V208H163ZM191 210V209H190ZM219 210H220V208H219ZM222 210H220V211H222ZM237 210V209H236ZM14 211V212H13ZM38 213H37V212ZM74 211V212H73ZM76 211V212H75ZM85 211H87L88 213H90V215L93 217H91L90 218V215H87V213H85ZM105 211H107V212H105ZM104 211V213L106 214V213H108V210H105ZM167 211H168V209H167ZM185 211V210H184ZM195 211V210H194ZM205 211H207V210H205ZM229 211V212H230ZM6 212V211H5ZM65 216H68V214L67 213H69V216H68V219L66 218V216L65 217H62L63 219H62V222H61V213ZM96 212V213H95ZM94 213L95 214H97V215H99V213H97V211H95ZM114 212V211H113ZM126 212V211H125ZM144 212V211H143ZM153 212V211H152ZM169 212V211H168ZM172 212V213H173ZM176 212H177V210H176ZM176 212H174V213H176ZM180 212H183V211H180ZM197 212H198V210H197ZM196 212V213H197ZM215 212H216V210H215ZM29 213V215H31L29 218H28V215H26V214H28ZM47 213H48V211H47ZM140 213H142V212H140ZM149 213V212H148ZM155 213V212H154ZM161 213V212H160ZM230 213H232L233 214V212H230ZM5 214V213H4ZM8 214H10V213H8ZM85 214H86V216H85ZM94 214V215H95ZM169 214V215H170ZM181 213H179V215H180ZM212 214H215V213H212ZM217 215V217L215 216V215H213V216H211V217H213V219H214V217H216L215 219H214V222H213V219L210 217V219H212L211 220V223H210V220L209 221H206V226H207V228H208V226H210L209 227V229H210V231L211 230H213L214 231V227H217V226H219L220 224H221V222L223 223V225H225V221L227 222V221H229L230 223H227L225 226L227 227V229L229 228V230H226L225 228V230H223V232L224 231H226V232H224L225 234L224 235H222V232L220 233V231L216 234V233H214L213 231V234L215 235L216 234V236H215V239L214 240H220V236L222 235V236H226V238H227V236H229V235H227V233H228V231L230 232V233H233L234 235H235V233L236 234H241V235H243L244 233L243 232H241V233H239V231H235V229H237V225H236V223L237 222H232L233 220L232 219H230V218H233V217H231V214H230V216L229 215H226V214H228L227 212H226V214H225V216L227 217H225V216H223V217H225L226 218V220L225 219H223V218H221L220 216V218H221V220H219V221H221V222H219V224L217 223V219H220V218H218V212L216 213ZM234 214H236L235 212H234ZM26 215V216H25ZM45 215V214H44ZM47 215V214H46ZM70 215H71V218H69L70 217ZM150 215V214H149ZM161 215H162V213H161ZM184 215V214H183ZM191 215V214H190ZM205 215V214H204ZM2 215L0 214V217H1ZM34 216V217H35ZM84 216H85V218H86V220H88V224L90 223L89 222V220L91 221V223L92 222H94L93 220H95L96 222H94V225H92L91 226V223L88 225L87 223H85L84 224V222H85V220H84V222H83V220L81 219V221H80V218H83L84 219ZM88 216H89V218H88ZM123 216V215H122ZM196 216H198V215H196ZM200 216H202V215H200ZM200 216H198V217H200ZM228 216L230 217L229 219H228ZM233 216V215H232ZM3 217V216H2ZM1 217V218H2ZM4 217H5V215H4ZM11 217V216H10ZM8 218V219H12V218ZM15 217H18V216H15ZM42 218L41 219H45L43 216H41ZM106 217V216H105ZM133 217V216H132ZM152 217V216H151ZM183 216L181 215V218H182ZM187 218H189L188 216H186ZM185 217V218H186ZM204 217V216H203ZM261 217V216H260ZM19 218V217H18ZM20 218H22L21 216H20ZM19 218V219H20ZM36 218H38V217H36ZM47 218V217H46ZM64 218H66V219H64ZM100 218V217H99ZM109 218H110V216H109ZM108 218V219H109ZM144 218V217H143ZM149 218V217H148ZM154 218V217H153ZM236 218V219H237ZM263 218V217H262ZM17 219V218H16ZM26 219H28V220H26ZM52 219V220H53ZM69 219H71V220H69ZM91 219H93V220H91ZM145 219V218H144ZM151 219V218H150ZM179 219V218H178ZM204 219H209V218H207V215H206V218H204ZM261 219V218H260ZM259 219V220H260ZM2 220V219H1ZM4 220H5V218H3V222H4ZM18 220V219H17ZM23 220V218H22V221H24ZM46 220V219H45ZM44 220V221H45ZM48 220V219H47ZM46 220V221H47ZM58 220H60L59 222H58ZM192 220V219H191ZM200 220H202V219H200ZM225 220V221H224ZM250 220V221H249ZM255 222H254V221ZM258 220V219H257ZM69 221H71V222H69ZM153 221V220H152ZM156 221V220H155ZM165 221V220H164ZM236 221V220H235ZM2 221L0 222V223H3ZM6 222V221H5ZM154 222V221H153ZM200 222V221H199ZM199 222H197V223H199ZM212 222L214 223V224H212ZM11 223H13V222H11ZM10 223V224H11ZM23 223V222H22ZM32 223V224H31ZM48 223V222H47ZM47 223H46V225H47ZM100 223H102V226H99V225H101ZM109 223H111V222H109ZM140 223V222H139ZM158 223H159V221H158ZM182 223V222H181ZM183 223H185V222H183ZM190 223V222H189ZM192 223V222H191ZM207 223H208V225H207ZM234 223V224H233ZM237 223V224H238ZM19 224H21V223H19ZM37 224H40V226L39 227H41V223L39 222V223H36V225ZM88 226H87V225ZM93 224V223H92ZM97 224H99L98 225V229H95L96 231L98 230L100 233H101V235L98 233V231L96 232V233H98V237H100V238H97V234L95 233V230L93 229L94 228V226H95V228H97ZM127 224V223H126ZM147 224V223H146ZM150 224H151V222H150ZM216 224H218V225H216ZM17 225H18V223H17ZM86 225V226H85ZM107 225V226H106ZM148 225V224H147ZM156 225V224H155ZM183 225V224H182ZM192 225V224H191ZM199 225H201V223L199 224ZM211 225H213V227L211 226ZM233 225V226H232ZM236 225V226H235ZM240 225V224H239ZM243 225V224H242ZM34 226V225H33ZM153 226V225H152ZM224 226V227H225ZM241 226V225H240ZM244 226H245V224H244ZM18 227V226H17ZM23 227V226H22ZM27 227L29 228V229H27ZM37 227H38V225H37ZM124 227V226H123ZM137 227V226H136ZM184 227V226H183ZM186 227V226H185ZM231 227H235V228H233V229H231ZM246 227V228H247ZM5 228H6V226H5ZM34 228V230L36 229L35 227H33ZM49 228V229H48ZM101 228H103V229H101ZM110 228H112V227H110ZM114 228V227H113ZM112 228V229H113ZM150 228V227H149ZM156 228V227H155ZM217 228H219L218 230H221L223 227L220 225L219 227H217ZM216 228V229H217ZM245 228V227H244ZM245 228V229H246ZM254 228H256V229H254ZM101 229V230H100ZM116 229V228H115ZM205 229V228H204ZM215 229V230H216ZM239 229H241V228H239ZM4 230V229H3ZM10 230V229H9ZM25 230H28V233H27V231H25ZM30 230V231H29ZM46 230V231H47ZM52 231V234H48L49 233V231ZM102 230H103V232H104V230L106 231L104 234H106V236H105V241H107V245H109V248H108V246L106 247V245H105V247H106V249L104 250L103 249V246L101 245V241H102V244L104 245V244H106L105 243V241L103 242V240H104V238H102V237H104V236H102ZM167 230V229H166ZM171 230H172V228H171ZM189 230V229H188ZM206 230H208V229H206ZM218 230H216V231H218ZM232 230V231H231ZM258 230V231H257ZM7 231H8V228H7ZM41 232V233H45V234H40L39 232ZM112 231V232H111ZM119 231V230H118ZM134 231V230H133ZM152 231V230H151ZM179 231V230H178ZM181 231H183V230H181ZM193 231V230H192ZM191 231V232H192ZM200 231V230H199ZM203 231V230H202ZM209 231V232H210ZM222 231V230H221ZM235 231V232H234ZM243 231H244V229H243ZM246 231V230H245ZM260 231V232H261ZM13 233H14V231H12ZM12 232H10V233H12ZM30 232V233H29ZM125 232V231H124ZM168 232V231H167ZM190 232V233H191ZM204 232V231H203ZM206 232V231H205ZM209 232H207V233H209ZM212 232H210V234L212 233ZM249 232H247V234L249 233ZM259 232V233H260ZM0 233H2V231H0ZM5 233H6V231H5ZM15 233H17V231L15 230ZM14 233V234H15ZM39 233V234H38ZM114 233H112V234H114ZM141 233H142V231H141ZM164 233V232H163ZM186 233H187V231H186ZM200 233V232H199ZM252 233V234H251ZM9 234V233H8ZM13 234V235H14ZM18 234V233H17ZM96 234V235H95ZM154 234V233H153ZM213 234H211L212 236H214ZM233 234H232V236L230 235V238L232 239H230L229 240V238H228V240L226 239V241H227V243L230 241V242H232L233 241V245L231 244V246L229 245L230 244V242H229V244H226V241H225V237H221V239L223 240V238H224V241H221L220 242V244H219V242H217V241H214V242H212V247H214L215 249H218L219 250V248H220V245L222 244L223 246L226 244V245H229L230 246V248L232 247V249H233V252H232V255H231V253L230 252H228V253H230V255L231 256H233V254H234V261H238V262H240L241 264H259V258H257V257H255L256 256V254H255V256H254V252H256L255 250H254V247L252 248L250 245V249H248V250H254V252L253 251H250L251 253L253 252V257H251V253L248 251V253H250V255H244L243 253H245V251L243 250V248H245V247H243V246H247L246 244H247V242L248 241H246V242H243L244 241V239H246L247 237H249V240L250 239H253V238H251L250 236H249V234H248V236L245 238V235H244V239H243V243L241 242V241H239L240 239L238 238V240H237V243L236 242H234L235 241V237L236 236H238V237H241L240 235H236V236H234V238H233ZM254 234V235H253ZM3 235V234H2ZM27 235H29V236H31V239L33 238V240H30V241H28V239H26V240H24L25 238H27ZM43 235H47L46 237L45 236H43ZM100 235V236H99ZM110 235L111 237H113L112 238V240L111 239H108V236ZM114 235H117V232H116V234H114ZM120 236H121V233L119 234ZM123 235V237H125V235L124 234H122ZM170 235V234H169ZM176 235V234H175ZM184 235H185V233H184ZM192 235V234H191ZM190 235V236H191ZM210 235V236H211ZM258 235V234H257ZM257 235H256V237H257ZM260 235V234H259ZM262 235V234H261ZM263 235H264V233H263ZM262 235V237L264 238V236ZM9 236V235H8ZM16 236V234L14 235V237ZM26 236V237H25ZM102 236V237H101ZM168 236V235H167ZM186 236V235H185ZM212 236H211V241H212ZM219 236V237H218ZM3 237V236H2ZM11 237V236H10ZM23 237H24V239H23ZM107 237V238H106ZM110 237V238H111ZM132 237V236H131ZM200 237H202V236H200ZM218 237V238H217ZM118 238V237H117ZM121 239H122V237H120ZM119 238V239H120ZM127 238V237H126ZM136 238V237H135ZM184 238V237H183ZM189 238V237H188ZM187 238V239H188ZM192 238V237H191ZM190 238V239H191ZM205 238H207V236L205 237ZM258 238V237H257ZM256 238V239H257ZM3 239H4V237H3ZM7 239V238H6ZM5 239V240H6ZM13 239V238H12ZM38 239V238H37ZM100 239H102L100 242H98ZM160 239V238H159ZM185 239V238H184ZM183 239V240H184ZM189 239V240H190ZM193 239V238H192ZM236 239H237V237H236ZM262 239V238H261ZM2 240V239H1ZM1 240H0V242H1ZM111 240V241H110ZM124 241H125V239H123ZM173 240V239H172ZM207 239H205V241H206ZM210 240V239H209ZM254 240V239H253ZM3 241V240H2ZM15 240H12V242H14ZM20 241V239H18V241L17 242H19ZM25 241V242H24ZM32 241V242H31ZM111 242V244H110V242ZM121 241V243L123 244V243H125V242H122V240H120ZM185 241H187V240H184L183 242H185ZM192 240H190L189 241V243H188V245L190 244V242H191ZM211 241H208L209 242V244L211 243ZM258 241V240H257ZM263 241V240H262ZM4 242V241H3ZM11 242V241H10ZM12 242H11V244H12ZM127 242V241H126ZM180 242V241H179ZM178 242V243H179ZM193 243L195 242V241H192ZM208 242H206V243H208ZM225 242V243H224ZM238 242H241V243H239V244H245V245H243V246H241V245H239L238 244ZM255 242V241H254ZM259 242H260V240H259ZM15 243V242H14ZM50 243V244H49ZM100 243V244H99ZM162 243H164V242H162ZM196 243V242H195ZM180 244V243H179ZM178 244V245H179ZM187 244V243H186ZM192 244V243H191ZM237 244V245H236ZM248 244H251V241H250V243L248 242ZM253 244V243H252ZM99 245H100V248L101 249H103V250H101V251H99L100 249H95V248H97L96 246H98L99 247ZM159 245V244H158ZM163 245V244H162ZM161 245V246H162ZM211 245V244H210ZM226 245L224 246V247H226ZM255 245V244H254ZM8 246V245H7ZM10 247L11 246H16L15 244L14 245H9ZM41 246H42V250H41ZM50 246L52 247V249L50 248ZM102 246V247H101ZM229 246H227L228 247V249H229ZM1 247V246H0ZM124 246L122 245V248H123ZM188 247V246H187ZM190 247V246H189ZM210 247V246H209ZM211 247V248H212ZM224 247H222L221 246V248H224ZM226 247V248H227ZM3 248V247H2ZM7 248H9V247H7ZM12 248V247H11ZM16 248V247H15ZM39 248V249H38ZM44 248H50V251L52 250V253H49V249H44ZM111 248V249H110ZM119 248H120V245H119ZM159 248V247H158ZM161 248V247H160ZM177 248V247H176ZM205 248V247H204ZM203 248V249H204ZM214 248H212V249H214ZM226 248H224L222 251H225V255H226ZM246 248H248V246L246 247ZM245 248V249H246ZM10 249V248H9ZM33 249V250H32ZM143 249V248H142ZM149 249V248H148ZM147 249V250H148ZM172 249V248H171ZM198 249V248H197ZM256 249V248H255ZM1 250H4V249H1ZM44 250H45V253H44ZM111 250H113V251H115L116 252V255H115V258H113L114 257V253H113V251H112V254H111ZM140 250V249H139ZM162 252H163V250L162 249H160ZM188 250V249H187ZM230 251H232L231 249H229ZM257 250V249H256ZM260 250V249H259ZM258 250V251H259ZM5 251H7V250H5ZM25 251V252H24ZM26 251H27V253H26ZM29 251V252H28ZM40 251H42V252H40ZM126 251V250H125ZM160 251V252H161ZM170 251V250H169ZM173 251V250H172ZM204 251V250H203ZM221 250H219V252H220ZM46 252H47V254H46ZM149 252V251H148ZM155 252H157L156 250H155ZM161 252V253H162ZM175 251H173L172 253H174ZM180 252V251H179ZM183 252V251H182ZM219 252H217V253H219ZM55 253V254H54ZM119 253V252H118ZM187 253V252H186ZM202 253H204V252H202ZM216 252L214 253V254H216V256L217 255H219V254H217ZM247 253V252H246ZM264 253V252H263ZM2 253L0 252V255H1ZM4 254V253H3ZM16 254H18L17 256H16ZM124 254V253H123ZM157 254V253H156ZM205 254H207V253H205ZM220 254H222V252L220 253ZM223 254H224V252H223ZM20 255V256H19ZM111 255H113L112 256V258L114 259V260H112V259H109L110 257H111ZM149 255V254H148ZM152 255H153V253H152ZM184 255V254H183ZM183 255H182V258H183ZM259 255V254H258ZM154 256V255H153ZM163 256V255H162ZM169 256H171V254L169 255ZM185 256V255H184ZM202 256V255H201ZM221 256V255H220ZM231 256H229L228 258L230 259V261H231ZM262 256V255H261ZM167 257L168 256H166V260H167ZM177 257H179V256H177ZM188 257V256H187ZM211 257V256H210ZM219 257V256H218ZM241 257H243V258H245V260L244 261H242L243 260V258H241ZM24 258V259H23ZM106 258V259H105ZM181 258V257H180ZM186 258V257H185ZM199 258V257H198ZM207 258V257H206ZM227 258V259H228ZM22 259V260H21ZM110 261V260H112L111 261V263L108 261V260ZM125 259H126V257H125ZM158 259V258H157ZM171 259V258H170ZM193 259V258H192ZM204 259V258H203ZM207 259H209V258H207ZM228 259V260H229ZM252 259H253V261H252ZM263 259H264V254H263ZM4 260V261H3ZM106 260H107V262H106ZM130 260H131V258H130ZM155 260V259H154ZM186 260V259H185ZM189 260V259H188ZM211 260V259H210ZM209 260V261H210ZM226 260V259H225ZM233 260H232V263H233ZM127 260H125V262H126ZM140 261V260H139ZM159 261V260H158ZM179 261V260H178ZM180 261H181V259H180ZM184 261V260H183ZM194 261V260H193ZM198 261V260H197ZM213 261V260H212ZM222 261V260H221ZM261 261V260H260ZM23 262V263H22ZM133 262V261H132ZM142 262V261H141ZM164 262V261H163ZM184 262H186V261H184ZM215 262V261H214ZM219 262V261H218ZM228 262V261H227ZM238 262H237V264H238ZM133 263H136V262H133ZM157 263V262H156ZM187 263V262H186ZM185 263V264H186ZM212 263V262H211ZM216 263V262H215ZM222 263H224L223 261H222ZM226 263V262H225ZM235 263V262H234ZM126 264V263H125ZM130 264V263H129ZM138 264V263H137ZM160 264V263H159ZM163 264V263H162ZM189 264V263H188ZM197 264V263H196ZM207 264H208V262H207ZM217 264V263H216ZM220 264V263H219ZM228 264V263H227ZM231 264V263H230ZM261 264V263H260Z\"/></svg>", "mask_w": 264, "mask_h": 264}, {"label": "rangeland", "instance_id": "2", "mask_svg": "<svg viewBox=\"0 0 264 264\" xmlns=\"http://www.w3.org/2000/svg\"><path fill=\"white\" fill-rule=\"evenodd\" d=\"M22 1H25V2H22ZM27 0H14V3L15 4H17L19 7H22V6H24L25 8H26V11H27V13H28V11L30 12V13H28L27 15L29 16L28 17V20L29 21H31V19H32V21L33 22H35V23H33L32 21V23H31V26H33L34 27V24H36L37 26H38V28H39V31H41V34L39 35V36H41L42 35V33H44L45 35H42V42L44 43L43 44V46L42 47H44V45H45V48H43V49H46V50H40V51H42L43 53H45V51L47 52L46 54H48L49 56H47V58H45L44 57V61H46V59H47V61L45 62L47 65L49 64V62H50V59H51V63H52V65L50 66V65H48L49 66V70L48 71H51V74L52 75H48L49 77H51L52 76V78H53V80H52V78H51V80H52V82H54V84L56 85H54V93H56L55 95H53V93H51V95H50V97H52L53 98V101H55V103L57 104L58 103V101H60L58 104H60V105H58L59 107H61V109L59 108V110H58V112L60 113V111H62V115H61V113L58 115V117L60 118V122H61V120L63 121V119H64V124L65 123H67V124H65L66 125V129L68 130V131H66V130H64L63 132V134H66V135H68V136H70L71 137V140L69 141V142H72V144L70 145L69 144V142H68V147L66 146V148H65V153L63 152V154L65 155V158H64V162H62V160H61V162L58 164V165H50L49 166V164H46V162L44 161L45 159H46V152L48 151V152H50V148L49 147H47L48 148V150L44 153V151H42V148L45 150V141L42 143V139H43V136L45 135V133L46 134H48V132H47V130H48V128H46V126H44L45 125V122L43 121V120H41L40 118H39V116L37 115V117H36V113L37 112H35L36 110L35 109H31V107H29V106H24V107H27V108H23V107H21V106H23L24 104H25V101H24V93H22V84H24V83H28V81L26 80L25 81V79H23V80H21V79H19V80H16V79H18V77L17 78H15V74H16V70H14V68L12 67L13 66V62H12V60L11 59H9V61H8V63H9V65L11 64V67H12V74H11V72L9 73L8 71H6V70H4V71H6V73H9L10 75H12L11 76V79H14V80H16V82L17 81H19V82H22V84H21V86H19L20 87V89L18 90L20 93H22L23 95L22 96H20L18 93V91L15 89V84H16V82L14 81L13 82V80H10L9 78L7 79V78H5L4 76H1V75H4L3 73H5V72H2L1 73V77H3L2 78V82L3 83H1L0 82V84H5L6 82H10V81H12L13 83H14V85H13V83L11 82L10 83V85H11V87L12 86H14V88H12L13 90L15 89V91L16 92H18L17 94L19 95V97H16V95H15V91H12L11 90V87H10V89H8V90H11L12 92H5V96H7L6 98H4V95H2V93H0L2 96L1 97H3L5 100L7 99V98H9V97H11L12 98V100L14 99V101H11V100H8V102L9 101H11V102H15V100H16V105L14 104V103H11V102H9V103H11L12 105L10 106V107H8L6 104H8L7 103V100L5 101L6 103L4 104V107H3V103H4V101H2V102H0V108L2 109V110H4V111H2V110H0V111H2V112H0V113H3L2 115H0L1 116V118H0V121H2V123L0 124V125H2V124H5V128H8V127H11V128H8V129H10V130H3V127H4V125L0 128V130H3L4 132H8V135H7V132L4 134V132L3 131H0V139H2V141L3 140H5V146H3L2 144H4L3 142H0V145H2L3 147V149L1 148V146H0V152H2L3 150L5 151H3V153H1L0 155H3L4 156V158H2V156H0V162H2L4 165H2L1 163H0V175H3V179L5 180L7 177V180H15L14 178L16 177L17 179L19 178V180L23 177V175H24V177H26V175H27V180L29 181V179L31 180L32 178H34L33 180H31L30 181V183L32 182V187H33V189H31L32 187H30V185L31 184H29L28 182H27V184H25L24 182H25V180H22V182L21 181H19V180H17V184L15 183V181L14 182H12L13 184H8V183H6L7 181H4L3 179H1L2 178V176H0V188H1V191H3L2 192V194H4V196H5V199L7 198V201L6 200H4V197L2 198V199H0V203H1V206H0V214L3 216H1L0 217V222L2 221L3 222V218H5V220H4V222L3 223H0V231H2V233H0V240H1V242H0V252L2 253L1 255H0V257H2V259L5 257L6 258V256H3V255H9L8 254V252L9 251H12V250H14V249H16V251L15 252H17L18 253V250H19V243H21V240H22V238L21 237H19L18 238V235L19 236H22L21 234H19V232L20 233H22L21 232V230H24V228L26 229V226H28V225H26L28 222H30V220L32 221V219L31 218H33V221H32V230H31V233H32V235L35 237L34 239V243L35 242H39V241H41L42 242V240H41V236H40V238H39V235H37L36 233H37V231L36 230H38L37 228H41L39 231H43V229L45 230L44 232L46 233V232H48V230L45 228V227H49L50 229L52 228V223H51V221L54 223V222H56V220H54L52 217H51V214L49 213L50 211H51V209L55 206V201L57 202V200H56V198L58 197H56V194H58L59 195V197L61 198L62 197V195H63V197H62V200L64 199V196H65V194L66 193H69V192H71L70 190H72L73 188H74V190H79L80 189V192H82V191H84V189L82 190L81 189V187L79 188V186L78 185H80L79 183H80V181L82 182L81 184L84 186V184H83V182H85L86 183V181H87V183H86V185H89V187H87V189H85V190H87V198H89L88 197V195L90 194V195H92L93 193V195H95V197L97 196H99L98 197V199H95V200H98L97 202L94 200V202H95V204L97 203L98 204V206L97 207H100V208H98L99 209V211L100 210H103V211H101V214L102 215H100V213L98 212V210H94V212L95 211H97V213H99V215H97V214H95L93 211H91L90 210V208H88L87 207V205H86V207L90 210V212H91V215L94 217H92L91 215H90V213H88L87 211H85V213H87V215H90V218L92 217L93 219H95L96 220V217H97V219H99L98 221H100L101 219H102V217H103V221H107L106 223H104L102 220H101V222H103L104 224H107L106 226H107V228L105 227V225L103 226V228H105L106 229V231L104 230V232H103V230H102V236H104V237H102V238H104V240H103V242L106 240L105 239V236H106V234H110V232H108L109 231V229L110 230H114L115 231V233L114 232H112V233H114V234H116V232H117V235H114V234H112L111 233V235H113V237L115 236V239L117 240V244H113V240H112V238L113 237H111L110 235L108 236V239H111L113 242H112V246H110L111 248L114 246H117V248H118V250H120V249H122V250H120V251H118L117 252V255H116V252L115 251H113V250H111V254H112V251H113V255H114V257L113 258H115V255L117 256V257H119L120 258V260H121V256L122 255H125L124 256V258H123V263H122V261H121V264H185L186 262V264H207V262H208V264H237V262L238 261H234L233 259H234V254H233V256H231L232 255V252H233V249H232V247L230 248V246H231V244L233 245V241L232 242H230L232 239L230 238V235L232 236V234L233 233H230L229 231V228L227 229V227L225 226L227 223H230L229 221H225L226 220V216H225V214H226V212L228 213V214H226V215H229L230 216V214H231V217H233V218H230L229 216H228V219L230 218V219H232L233 221L232 222H237V220H238V218L237 217H240V216H236V217H234V215H240L241 213L240 212H238V211H240V209H238V208H236V207H234V204H232L233 205V207H234V209L235 210H233V211H230V207H231V204L230 203H226V202H222L221 204H215V205H213V204H211L209 201V203L207 202V199H205V198H209V200H210V197L208 196L209 194L208 193H206L207 191L209 192H211V190L210 189H208V187L210 188V186H211V183H212V181L214 180V183H215V181H216V183L218 182L219 184H217L216 185V187L217 188H219L221 185H222V187L221 188H223V189H221V188H219V189H221V191H222V193H223V191H224V187H223V184H227V186H228V183H231V181H232V179H233V175H231V172H229V170H231V168L228 166L230 163L232 164L233 163V166H234V162H236V160L238 161V159H246L247 157H252V156H254L255 157V159L253 160V163L255 162V163H257V165L254 163V170H257V169H259V166L261 165V164H259L260 163V161L263 159V157H264V153H263V151H261L260 152V154H259V152H258V150H257V152H258V154L259 155H257V153H255L256 152V150H255V152H254V149L252 150V144H243V143H245V142H240V133H238V132H240V129H241V131H243V130H245V129H247V127H246V121H245V119H246V117H247V111H248V106H247V104H246V102H244V96H243V91H245V93L244 94H246L247 96H250L252 93H251V90L252 89H249V88H247L246 90H240V89H238L237 90V88L235 87V84L233 83V81L229 78V77H227V76H225V74L223 73V72H225V70L222 68V67H219V68H221V70L219 69V68H217L218 67V65H217V67H213V65H212V63H210V60H213V59H209V57L206 55L205 57H206V59H203V61H202V63H201V60L198 62V64H203L205 67H206V69H207V72H206V74H207V76H208V78L211 80V78L214 80V83L212 84L214 87H216V88H223V87H225V89L223 88V89H220V90H223V92H226V93H223V96H224V98H225V107H226V109H227V111H230V125H228L227 127H226V131H228L227 133L226 132H224V137H226L227 136V138H223L222 137V140L224 139V141L226 140L227 141V139H229L228 141L229 142H226V148H227V153H230V151H231V153L230 154H228V156H226V159H224L226 162H224V160H223V162L222 163H224V164H222L221 166H220V169H219V167H218V169H217V167L215 168V170H213L215 173H214V175H213V178H215L214 176H218V172H220L222 175H220L219 177H217L216 176V179H219V180H216V179H213V180H210V179H206V180H204L202 177H201V179H199V168H197V167H199V166H197L198 165V161H199V156L197 157V155L200 153L199 152V150H200V148H198L197 149V147H195V148H193V145H195V143H190V142H187L188 140H179V137L180 136H176L177 137V140H179V142L176 140V137H171V139L173 140H176V142L174 143V144H172L171 146H169V145H167L166 146V148L165 147H163V148H165V150L163 151H157L160 147L157 145L158 143V139H157V137L156 136H154V132L151 130V129H148L146 126H147V124H145V123H147V121L144 119V118H142V117H139V116H136L137 114H138V112H137V110H134V112L135 113H133V114H135V116H131V117H129V121L131 122L130 124H131V126H130V128H131V130H132V133L133 132H137V133H140L139 135L141 136H139L140 138H137L138 136V134H134V136L133 137H131L130 139H132L133 140V142H132V140H130L129 139V143L128 142H125L126 140L124 139L125 137V134L127 133V131H126V133H125V130H122V131H120V130H117L118 132H113V130H112V133H108V135H107V139L108 140H110V138L111 137H113L114 136V140L111 138V140H113V141H108V140H106V139H104V138H101L102 136H103V134H102V132H103V127H102V124H101V122L97 119V117H96V115L97 114H93L94 113V111L92 110L94 107H92V106H90L91 105V101L89 100L90 98H88V95H87V97H86V93H85V89H83L85 86V82H87V76H86V66L85 65H83V63H82V59L81 60H77V61H75V62H73V64L69 61L70 59H68V50H69V48H67L68 46V44L66 45V43H68V41H67V37L68 36H66L67 35V31H69V29L67 28V27H69V25H70V27H71V25H73V31H74V28H75V26L77 27L78 26V28H75V31L74 32H76V29H77V31H78V36L77 35H75V34H72L71 35V37L73 36V35H75L76 37H79L81 34H83V36H82V38H84V37H86L85 38V40H87V43H88V41L89 40H92V36H91V34H90V31H94V30H98L97 28V20L95 19H90V21H88V22H90L91 24H89L88 23V25H92L93 27V29L92 30H90L91 28L89 27V26H87L86 25V19H87V17H86V19L84 20V23H83V21H81V19H82V17L80 18V16L82 15V11H81V14L79 13L80 11L78 10V9H75L76 7L75 6H73V7H69V6H72L73 4H75L74 2H73V0H28L27 2H26ZM113 1V0H112ZM117 1L118 0H114L111 4H116L117 3ZM150 1H151V3H150ZM153 0H148L147 2L148 3H146L147 5H144V6H142L141 7V10L144 12V14L142 15V11L140 10V11H138L137 9H136V11H135V9H134V11L133 12H135V15L137 16V15H139V17L142 15V17H140V20L142 21H139V24H140V26L142 27V29L143 30H147L146 32L145 31H143L142 33H147V32H149V31H151V27H152V25H154V28H155V26H156V24H157V20L158 19H156V18H154L155 17V15H156V13L158 12V14L160 15L161 13L159 12V11H161L162 9H161V7L160 6H156V4H154L153 2H152ZM156 1V0H155ZM179 2L180 0H176V2ZM196 1V0H181L180 1V3L182 2V7L181 8H183V7H188V6H190V7H188V10L190 11L189 13H191L192 14V12L193 13H196V11H197V13L199 12L198 10H200L201 9V7H204L203 8V10L205 11V9H206V14L204 13V11L203 10H200V13H201V11H202V13L201 14H203V15H206L207 16V18L210 20V21H214L216 24L217 23H221V24H219V25H221L222 26V24H232V23H234L235 24V22L237 23V21L239 20H237L236 18H238L239 16H242L240 19H243L242 20V22L240 23V26L241 27H244V30L246 29V32H247V34H246V37H245V35H244V38H246V39H244L243 40V38L242 39H240V42H239V40H237L235 43H231V45H230V51H231V55L229 54V56H226L227 58H228V61L230 60V61H233V63H234V61H237V62H242V61H244L245 60V57H247L248 56V52L250 53L251 51H253V44L254 45H256V39L258 38V37H260V40H261V43H259V41H258V43L259 44H261V45H258V43H257V45L256 46H258L257 48H258V55L259 54H261V55H257V57H258V61H259V63L260 64H262L261 66H263L264 67V51H263V47H264V0L262 1V0H251L250 1V6H249V8H247L246 7V9L245 10H247V12L246 13H244V15H240V13L241 14H243V12H245V11H243V10H237V13L239 12V14H237L236 13V18H235V14H233V13H231V15H229L230 14V12L233 10H231V8H230V12L227 10V8L226 7H228L229 5H228V3L227 2H225L224 0H223V4H225L224 5V7H223V4H219V3H222V1L221 2H219L220 0H200V1H198L197 0V2L196 3H194V2ZM29 2V3H28ZM30 2L32 3V4H30ZM64 2V3H63ZM106 2H108V0L106 1ZM110 2H111V0H110ZM109 2V3H110ZM115 2V3H114ZM177 2V3H178ZM199 2H201V3H199ZM203 2H204V4H206V5H204L203 4ZM219 2V3H218ZM183 3H184V5H183ZM218 3V4H217ZM61 4V5H60ZM65 4V5H64ZM69 4V5H68ZM71 4V5H70ZM153 4V5H152ZM179 4V3H178ZM188 6H187V5ZM200 4V5H199ZM203 4V5H202ZM217 4V5H216ZM160 5V4H159ZM177 5V4H176ZM180 5V4H179ZM179 5H177V7L179 6ZM195 5V6H194ZM196 5H197V8H196ZM63 6V7H62ZM67 6V7H66ZM150 6H152V7H150ZM181 6V5H180ZM179 6V7H180ZM194 6V7H193ZM209 6V7H208ZM226 6V7H225ZM252 6V7H251ZM261 6H263V7H261ZM28 7V8H27ZM30 7V8H29ZM156 9H160V10H158V11H156V12H153L154 11V9L155 8ZM179 7H178V9H179ZM254 7V8H253ZM68 8V9H67ZM151 8V9H150ZM190 8V9H189ZM193 8H195V9H193ZM226 8V9H225ZM64 9V10H63ZM184 9H186V8H184ZM251 10V11H249V10ZM253 9V10H252ZM69 10V12H67ZM75 10V12L73 13V11ZM77 10V11H76ZM151 10V11H150ZM180 10V9H179ZM178 10V14H180V15H177V16H182V18L181 19H184L185 21H186V19H187V17L189 16V17H191V15L190 14H188V15H186L185 17L186 18H184L183 17V15H185L186 13H188L187 11H185V10H181V12ZM187 10V9H186ZM224 10H225V12H224ZM228 12H227V11ZM70 11H72V12H70ZM117 11H119V10H117ZM185 11V12H184ZM192 11V12H191ZM104 13H105V11H103ZM137 12H139V14L137 13ZM42 13H44L45 15H47L46 17L47 18H45V16H44V14H42ZM67 13H69V15L70 16H68V14ZM78 15H76V14ZM155 13V14H154ZM207 13L209 14V15H207ZM50 16H49V15ZM74 14V15H73ZM152 14V15H151ZM216 14V15H215ZM246 14V15H245ZM31 15V16H30ZM71 15H73V16H71ZM85 15V14H84ZM151 15V16H150ZM154 15V16H153ZM193 15V14H192ZM239 15V16H238ZM252 16V17H250V16ZM66 16H68V18L66 17ZM238 16V17H237ZM249 16V17H248ZM40 17H42V18H40ZM72 17V18H71ZM104 18H105V14H104V16H103ZM156 17H160L159 19H161L162 18V14L160 15V16H157L156 15ZM193 17V16H192ZM218 17H219V19H218ZM230 17H232V18H230ZM246 17H248V19L246 18ZM78 18H80L79 20H78ZM85 18V17H84ZM103 18V19H104ZM227 18V19H226ZM244 18H246V19H244ZM72 21H70V20ZM74 19V20H73ZM189 19H191V18H189ZM231 19H233V20H231ZM252 19V20H251ZM76 20V21H75ZM81 21V22H78V21ZM93 20H94V22H93ZM145 20H146V22H145ZM150 20V21H149ZM179 20H180V18H179ZM216 20V21H215ZM222 20V21H221ZM224 20V21H223ZM227 20V21H226ZM245 20V21H244ZM28 21V22H29ZM74 21V22H73ZM185 21H184V23H185ZM188 21V20H187ZM186 21V22H187ZM213 21L212 22H210L211 23V25L210 26H212L214 23H213ZM234 21V22H233ZM252 21V22H251ZM66 22V23H65ZM141 22V23H140ZM150 22H152L151 24H149ZM155 22V23H154ZM181 22H183L182 20H180V25L183 27V28H179L178 26V28L176 27V34L178 33V38H177V36H176V39H175V37H174V40H177V41H179L180 42V40H181V37L182 38H184L185 36H194V38H195V36L196 35H194V31H193V33H192V29L189 27V26H187L186 24H185V26L186 27H184V23L183 24H181ZM189 22V21H188ZM232 22V23H231ZM245 22V23H244ZM246 22H247V24H246ZM96 23V25L94 26V24ZM261 23V24H260ZM29 24H30V22H29ZM33 24V25H32ZM67 24V25H66ZM151 25V27L149 26V25ZM242 24V25H241ZM244 24V25H243ZM257 24V25H256ZM36 25H35V27H36ZM83 25H85V26H83ZM144 25H145V27H148L149 28V30L147 29V28H145L144 27ZM224 25V26H225ZM239 25V24H238ZM48 26V27H47ZM180 26V27H181ZM245 26L248 28H245ZM44 27V28H43ZM59 27V28H58ZM144 27V28H143ZM188 27V28H187ZM37 28V27H36ZM71 28V29H72ZM80 28H82V29H85L87 32H88V30L87 29H89L90 31L88 32V36H84V32H85V30L83 31V33L81 32V34H80ZM99 28H100V26H99ZM185 28V29H184ZM209 28H212V27H209ZM35 29V28H34ZM41 29V30H40ZM42 29H45V30H42ZM79 29V30H78ZM153 29V28H152ZM215 29V27H214V25H213V28L211 29V31H213ZM249 29H250V33L248 32L249 31ZM257 29H258V32H257ZM67 30V31H66ZM189 30V31H188ZM191 30V31H190ZM253 30V31H252ZM38 31V30H37ZM42 31H44V32H42ZM156 30H154V32H155ZM180 31H181V34H180ZM66 34H65V33ZM152 32V31H151ZM151 32H149L150 34H151ZM154 32H152L153 34H154ZM189 32H190V34H189ZM72 33V31H69V34H71ZM92 33V32H91ZM252 33V34H251ZM86 34V33H85ZM255 36H254V35ZM260 34H261V36H260ZM64 35H65V37H64ZM155 35H157L156 34V32H155ZM43 36H44V38L46 39V41L44 40V38H43ZM70 36V35H69ZM90 36V37H89ZM184 36V37H183ZM0 40L3 38V35H1L0 34ZM54 37V38H53ZM88 37V38H87ZM254 37H256V38H254ZM262 37V38H261ZM40 38V39H41ZM64 38V39H63ZM67 38V39H66ZM70 38V37H69ZM94 38V37H93ZM157 38H159V34H158V36H155V40L157 39ZM54 39V40H53ZM160 39H162V40H160ZM160 39H157L158 41L160 40L161 42L160 43H162L163 42V40H164V38H161L160 37ZM195 39H197V38H195ZM48 40V41H47ZM50 40H53V41H50ZM251 40H252V44H251ZM255 40V41H254ZM259 40V39H258ZM50 41V42H49ZM67 41V42H66ZM241 41H242V43H241ZM247 42V43H245V42ZM244 42V43H243ZM250 42V43H249ZM47 43H50L52 46H50V44H47ZM236 43H237V45H236ZM238 43H239V45H238ZM241 43V44H240ZM89 44V43H88ZM149 44H151L150 42L148 43L147 42V44H145V50L148 52L149 50H151V48L153 47H151V45H149ZM49 45V46H48ZM148 46H150V47H148ZM237 46V47H236ZM239 46V47H238ZM247 46V47H246ZM253 46V47H252ZM42 47H40V48H42ZM48 49H47V48ZM147 47L149 48V50L147 49ZM236 47V48H235ZM244 47L246 48V49H244ZM4 48V49H3ZM238 48V49H237ZM249 48V49H248ZM252 48V49H251ZM5 50V52L4 51H2V53L0 52V57H2V55L3 56H5V58H7L8 56H6L7 54H4V53H7L6 51H7V47H4V45L2 46V48L0 49V50ZM9 50H10V52H11V49L10 48H8ZM237 49V50H236ZM9 50H8V52H9ZM49 50V51H48ZM66 50H67V52H66ZM144 50V51H145ZM249 50V51H248ZM54 51V52H53ZM245 51H248L247 52V55L245 54L246 52ZM261 51V53H259ZM42 52H40V56L38 57V59L39 60H41V61H43V56L44 55H46V54H44V55H42ZM147 52L145 53V54H147ZM151 52V51H150ZM243 52H244V54H243ZM12 53V52H11ZM11 53H9V58H10V54ZM139 53V52H138ZM228 53H230V52H228ZM12 55V54H11ZM42 55V56H41ZM138 55V54H137ZM224 55V54H223ZM228 55V54H227ZM237 56V57H236ZM225 57V58H226ZM232 57V58H231ZM261 57H263V58H261ZM116 58V57H115ZM201 58V57H200ZM208 58V59H207ZM220 58H222V59H224V57H221L220 56ZM230 58V59H229ZM260 58H261V61H260ZM2 60H5V62L3 61V64H5V65H7L6 64V60L7 59H4V57H2L1 58ZM79 59V58H78ZM221 59V60H222ZM239 59V60H238ZM1 60V61H2ZM68 60V61H67ZM115 60V59H114ZM226 59H224V61H225ZM0 61V62H1ZM213 61H215V60H213ZM227 61V60H226ZM227 61V62H228ZM229 61V63H231ZM263 61V62H262ZM65 62V63H64ZM81 62V63H80ZM76 63V64H75ZM211 65H210V64ZM214 63V62H213ZM216 63V62H215ZM214 63V64H215ZM0 64H2V63H0ZM70 64H71V66H70ZM120 64V63H119ZM217 64V63H216ZM74 65V66H73ZM77 65H81V66H77ZM122 66H123V64H121ZM209 65L211 66V67H209ZM8 66V65H7ZM6 66V67H7ZM119 66V67H118ZM216 66V65H215ZM3 67V66H2ZM1 66H0V68H2ZM9 67V66H8ZM70 67V68H69ZM79 67V68H78ZM117 67H118V72L120 73V74H123V67H121L120 65H117ZM208 67V68H207ZM5 68V67H4ZM10 68V67H9ZM52 68V69H51ZM121 68V71L119 70ZM212 68V69H211ZM5 69H8V68H5ZM54 69H55V71H54ZM131 69V67H128L127 68V70L126 69H124V74H123V76H125V77H127V75L129 74V70ZM208 69H209V71L211 70L212 71V74H213V76H212V74H211V71L209 72L208 71ZM2 70V69H1ZM60 70V71H59ZM9 71H11V68H10V70ZM15 71V72H14ZM52 71H54V72H52ZM55 72H57V74H59V75H55ZM68 72V73H67ZM118 73V74H119ZM8 74V75H9ZM9 75V76H10ZM64 75V76H63ZM7 76V75H6ZM8 76V77H9ZM14 76V77H13ZM47 76V75H46ZM47 76V77H48ZM54 76V77H53ZM215 76V78H213ZM0 77V78H1ZM57 79H56V78ZM54 78L56 79V82H55V80H54ZM59 78H61V79H59ZM84 78V79H83ZM104 78H107L106 76H104L103 77V79ZM3 79H5L4 81H3ZM6 79H7V81H6ZM50 79V78H49ZM63 79V80H62ZM82 79V80H81ZM21 80V81H20ZM60 80V81H59ZM78 80H79V82H78ZM58 81V82H57ZM227 81H228V83H227ZM9 82L7 83V84H9ZM19 82H17L18 84H19ZM60 82V83H59ZM78 82V83H77ZM84 82V83H83ZM213 82V81H212ZM58 83V84H57ZM63 83H64V85L66 86H64L63 85ZM77 83V84H76ZM80 83V84H79ZM226 83V84H225ZM18 84H16V88H19V87H17V85ZM84 84V85H83ZM6 85V84H5ZM5 85H3V87L5 86ZM57 85H59L60 86V88H59V90H57L58 88H56L57 87ZM224 85H226V86H224ZM1 86V85H0ZM9 86V85H8ZM58 86V87H59ZM231 86V87H230ZM2 86L0 87V92H4V91H2V90H4V89H6L5 87H7V86H5L4 88H3ZM65 87V88H64ZM226 87H227V89H226ZM1 88H3V89H1ZM62 88V89H61ZM64 88V89H63ZM231 88V89H230ZM62 91H61V90ZM66 90V91H65ZM68 90V91H67ZM81 90V91H80ZM228 90V91H227ZM231 90H234V91H231ZM240 90V91H239ZM7 91V90H6ZM57 91H59L58 93H59V95H61V97L63 98H61L59 95H57L58 93H57ZM238 91V92H237ZM24 92V91H23ZM235 94H234V93ZM247 92V93H246ZM12 93V94H11ZM84 93V94H83ZM241 93H242V95H241ZM250 93V94H249ZM7 94V95H6ZM8 94H10L11 96H9ZM14 94V95H13ZM227 95V96H225V95ZM70 97H69V96ZM83 95V96H82ZM232 95H234V96H232ZM12 96H15V97H12ZM56 96V97H55ZM113 96H115V94L113 95ZM241 96L243 97V99H240L241 98ZM60 97V98H59ZM116 97V96H115ZM229 97V98H228ZM52 98H51V100H52ZM231 98V99H230ZM19 99H20V101H19ZM23 99V103H22V105H20V104H18V102H22L21 100ZM54 99H56V100H54ZM59 99V100H58ZM70 99V100H69ZM85 99V100H84ZM228 99H229V101H228ZM1 100H3V99H0V101ZM58 100V101H57ZM69 100V101H68ZM72 100V101H71ZM231 100H232V102H231ZM18 101V102H17ZM57 101V102H56ZM67 101V102H66ZM86 101V102H85ZM228 101V102H227ZM234 101V102H233ZM70 102V103H69ZM91 102V103H90ZM2 103V104H1ZM113 103V102H112ZM111 103V106L112 107H115V105L113 106V104H115V103H113L112 104ZM73 104H75L74 106H73ZM90 104V105H89ZM228 104V105H227ZM232 106H231V105ZM93 105V104H92ZM2 106V107H1ZM6 106V107H5ZM13 106V107H12ZM16 106H20L18 109L16 108ZM118 107H119V105H117ZM227 106H228V108H227ZM231 106V107H230ZM235 106V107H234ZM56 107V106H55ZM80 107V108H79ZM121 107V106H120ZM123 107V106H122ZM243 107V108H242ZM6 110H5V109ZM92 108V109H91ZM116 108V107H115ZM229 108H231V110L229 109ZM7 109H9V110H11L12 112L14 111V112H16L15 113V115H16V117L17 116H19V119L17 118V119H15V117H14V115H12L13 116V118H11L10 120H12V122H14L13 124H12V122H11V124H10V122L8 121L9 120V117L8 118H6L7 117V115L5 116V113L7 112ZM20 109V110H19ZM125 109V107L123 108V109H121L120 108V110H116V112L117 111H119L120 113H122V115H123V113L125 112L126 114L127 113H131V110L129 111V109L127 110V109H125V111H123ZM133 109V108H132ZM240 109V110H239ZM243 109H245V111L243 110ZM8 110V111H9ZM29 110H31L32 112L34 111L35 112V116H33V115H31V114H33L32 112L31 113H29L30 111ZM233 110V111H232ZM242 110V111H241ZM10 111V112H11ZM70 111H72L73 113V115L71 114V112ZM89 111H93L92 112V114L93 115H91V112H89ZM127 111H129V112H127ZM26 112H27V115L26 116H30V120L29 119H27L26 118V116H24V114H23V118H24V121H22V119L23 118H20L21 116H22V113H25L26 114ZM137 112V113H136ZM232 112V113H231ZM7 113H9V112H7ZM6 113V114H7ZM67 113V114H66ZM85 116H83L82 114ZM118 113V112H117ZM131 113V114H132ZM71 114V115H70ZM77 114V115H76ZM21 115V116H20ZM81 117H80V116ZM125 115V114H124ZM239 115V116H238ZM8 116H9V114H8ZM11 116V117H12ZM33 116V117H32ZM82 116H83V118H85V119H83L82 118ZM128 116H129V114H128ZM229 116V115H228ZM234 117V119L232 118V117ZM236 116H237V119H236ZM242 116V117H241ZM62 117H64L63 119H61ZM133 117V118H132ZM4 118H6V119H8V120H6V119H4ZM66 118H69L68 120L66 119ZM73 118V119H72ZM81 120H80V119ZM127 118V117H126ZM137 118V119H136ZM242 118V119H241ZM2 119V120H1ZM4 119V120H3ZM76 119V121H74ZM135 119V120H134ZM240 119V120H239ZM14 120V121H13ZM66 120V121H65ZM79 120V121H78ZM137 120H140V121H138V125H136V123H137ZM143 120H144V126L142 125L141 126V123H143ZM237 120V121H236ZM4 121V122H3ZM58 121V120H57ZM59 121H58V123H59ZM83 121V122H82ZM133 121H135V123H134V126H133ZM241 121L242 122H244L243 124L245 125H242V123H241ZM264 119L262 120L261 119V124L263 125L264 124ZM8 122H9V124H8ZM24 122H26V125H25V123ZM32 122H34V124H35V126H39L40 125V123H41V125L42 126H39L38 127V131H37V127L36 128H34V130H36L35 132H38V136H39V134H40V136H39V138L41 137L42 139H41V141H40V139L38 140V136L34 133V132H31V129H33V126H31L33 123ZM38 124H36V123ZM86 122H87V124H86ZM91 122V123H90ZM100 122V123H99ZM234 122V123H233ZM237 122H240V124L238 125V123ZM32 123V124H31ZM98 123V124H97ZM17 124V125H16ZM28 124V125H27ZM33 124V125H34ZM44 124V125H43ZM76 124V125H75ZM82 124V125H81ZM139 124H140V126H139ZM236 124V125H235ZM8 125H11V126H8ZM70 125V126H69ZM79 125H81L80 127H79ZM87 125V126H86ZM93 126V128H92V126ZM236 127H238V130L237 129H235V126ZM242 125V127L240 128V126ZM15 126H16V128H15ZM18 126V127H17ZM30 126V127H29ZM44 126V128H45V130H44V128H42ZM61 126H63V125H61ZM70 127V129L68 128V127ZM86 126V127H85ZM97 126V127H96ZM230 126V127H229ZM234 126V127H233ZM41 127V128H40ZM78 127V128H77ZM84 127H85V129H84ZM88 127V128H87ZM102 127V128H101ZM133 127V128H132ZM143 127V128H142ZM181 127L182 128H184L182 125H181ZM4 128V129H5ZM15 128V129H14ZM31 128V129H30ZM63 128H65V127H63ZM181 128V129H182ZM240 128V129H239ZM41 129H43L44 131H45V133H44V135L43 136H41V133L43 134V130H41ZM73 129H74V131H73ZM78 129V131H75V130H77ZM180 129V130H181ZM232 129V130H231ZM243 129V130H242ZM14 130H15V132H14ZM33 130V131H34ZM40 130H41V132H40ZM87 132H86V131ZM130 130V131H131ZM138 130H139V132H138ZM140 130H141V132H140ZM150 130V131H149ZM178 130H179V128H178ZM177 131V133H182V130L181 131ZM230 130V131H229ZM237 130V131H236ZM12 131V133H11V135H10V132ZM29 131V132H28ZM73 133H72V132ZM124 131V132H123ZM152 131V132H151ZM2 132V133H1ZM69 132H71V134H69ZM75 132V133H74ZM77 132H80V133H78L77 134ZM85 132V133H84ZM26 133V134H25ZM98 133H100V134H98ZM125 133V134H124ZM144 133V134H143ZM184 133V132H183ZM229 133V134H228ZM239 135H238V134ZM75 134H76V136H75ZM79 134H81V135H79ZM117 134V135H116ZM124 134V135H123ZM143 134V135H142ZM147 134V135H146ZM2 135V136H1ZM5 135V136H4ZM10 135V136H9ZM21 135H23V136H21ZM118 135H120V136H118ZM135 135L137 136V137H135ZM175 135H176V133H175ZM238 135V136H237ZM7 136L8 137H10V139L8 138L7 139ZM33 136V139L35 140H33V139H31V137ZM34 136H36L35 138H34ZM47 136V135H46ZM44 137V139L43 140H45L47 137ZM72 136H74V137H72ZM108 136H110L109 138H108ZM182 136V135H181ZM203 136H206L205 134L204 135H202V138H204V141H206V139H207V137L205 138V137H203ZM237 136V137H236ZM14 137H15V139H14ZM148 137V138H147ZM152 139H154V140H152ZM156 137V138H155ZM234 137V138H233ZM239 137V138H238ZM13 138V139H12ZM17 138V139H16ZM24 139V140H22V139ZM37 138V139H36ZM74 138H75V140H74ZM101 138V139H100ZM119 138V139H118ZM120 138H122V139H120ZM138 140H137V139ZM181 138V137H180ZM233 138V139H232ZM238 138V139H237ZM48 139V138H47ZM49 139L50 140H48V141H46V143H48L47 145H52V140H53V138L51 137H49ZM76 139H77V141H76ZM104 139V140H103ZM140 139L143 141H141L140 142ZM145 139V140H144ZM169 139H170V137H169ZM234 139H236V140H234ZM8 140L10 141V143H13V145L12 144H10L11 145V147H9V148H6L7 146H10L9 145V142H8ZM32 140V144L30 143V141ZM37 140L38 141H40V142H37ZM107 142H106V141ZM125 140V141H124ZM135 140V141H134ZM174 140H173V142H174ZM1 141V140H0ZM24 141V142H23ZM50 141V142H49ZM100 141V142H99ZM114 141H115V143H114ZM117 141H119V143H117ZM242 141V140H241ZM17 142V143H16ZM109 142V143H108ZM134 143V144H132V143ZM145 142H149L148 144L147 143H145ZM153 142H155V144H153L152 145V143ZM167 142H168V144H170L169 143V141L167 140ZM186 142V144H187V146L184 144H182V143H185ZM234 142V143H233ZM2 143V144H1ZM29 143V144H28ZM50 143V144H49ZM75 143H77V144H75ZM84 143V144H83ZM202 143V142H201ZM225 143V142H224ZM228 143V144H227ZM233 144V146H232V144ZM237 143H238V145H237ZM15 144V145H14ZM24 144V145H23ZM31 144V145H30ZM37 145V147H36V145ZM41 144L43 145V146H41ZM73 144H75V145H73ZM114 144V145H113ZM140 144V145H139ZM151 144V145H150ZM230 144V145H229ZM242 144V145H241ZM20 146L21 148H22V150H21V148H19L18 146ZM39 145V146H38ZM50 145V146H51ZM100 145V146H99ZM144 145V146H143ZM155 145H157L158 146V148H157V146H155ZM227 145H228V147H227ZM237 145V146H236ZM240 145V146H239ZM12 146H14V147H12ZM16 146V147H15ZM31 146H32V148H31ZM35 146V147H34ZM84 146V147H83ZM126 146V147H125ZM130 146H132V147H130ZM154 147V149H153V147ZM185 146V147H184ZM244 146V147H243ZM255 146V145H254ZM42 147V148H41ZM75 147H77L76 149H75ZM99 147V148H98ZM156 147V148H155ZM230 147V148H229ZM240 147H241V149L243 150H241L240 149ZM13 148V149H12ZM19 148V149H18ZM37 148V149H36ZM46 148V149H47ZM72 148L73 149H75V150H72ZM124 148H126V150L125 151H123L124 150ZM130 148V149H129ZM162 148V149H163ZM184 148V149H183ZM187 148V149H186ZM238 148L240 149L239 151H238ZM250 148V149H249ZM255 148H256V146H255ZM14 149H15V151H14ZM152 149V150H151ZM157 149V150H156ZM8 152H7V151ZM11 150V151H10ZM13 150V151H12ZM21 151V153L19 154V151ZM24 150V151H23ZM38 150V151H37ZM107 150V152L109 153V154H111L112 155V159H114V158H116V160H109V158H108V155H107V161H105V158H104V155L105 154H103V152H105ZM112 150V151H111ZM121 150V151H120ZM130 150H131V152H130ZM136 152L137 151V153H135L134 151ZM156 150V151H155ZM236 150V151H235ZM27 151V152H26ZM32 151V152H31ZM77 151V152H76ZM127 151H129L128 153H127ZM154 151V152H153ZM178 151H181V152H183V153H185V154H187L186 156H187V158H186V160H185V162H186V165H187V167L189 168V170L191 169V170H194L195 172H196V175H198V176H196L195 175V172L194 171H192L191 172V174L192 175H190L189 176V180H187L188 181V184H189V188H192V190H193V192H191L192 190H190V192H188L189 190H187V189H184V190H187V192L186 191H183V190H178V188H176V189H174L173 188V190H172V192H171V197L170 198H172L173 199V201H174V205L176 206L175 208H176V210H177V212H176V210H175V208H174V206L172 207L173 209L172 210H175L174 212H176V213H174L173 211V213L171 212V214H170V210H169V208H168V205L167 206H163L164 204H165V201L164 202H160V200L162 199V201L164 200L163 198V194L164 193H166L167 191H169L170 192V188H168V184H169V179H167L168 177H167V174H169V173H167V172H171V174H172V172H175V170L177 169V167L179 166V164L180 163H182V161L180 160V158L178 157V156H180V155H178ZM201 151V150H200ZM241 151V152H240ZM244 151H245V153H244ZM248 151H250L251 152V155H248V154H250V152L248 153ZM11 152H13V153H11ZM18 152V153H17ZM38 152H41V153H43V154H39L38 156H37V154H38ZM69 152V153H68ZM118 152V153H117ZM122 152V153H121ZM125 152V154H123ZM142 152V153H141ZM144 152V153H143ZM164 152V153H163ZM239 152V153H238ZM254 152V153H253ZM35 153H37V154H35ZM68 153V154H67ZM73 153V154H72ZM85 153V154H84ZM243 153V154H242ZM5 154V155H4ZM9 154V155H8ZM13 154H15V156L13 155ZM23 154H25V155H23ZM77 154V155H76ZM102 154H103V156H102ZM113 154H118V156L116 155V156H114ZM120 154V155H119ZM121 154H122V157H121V159L120 160H124V161H121V163L120 162H118L119 161V159L118 158H120V156H121ZM128 154H130V156L128 155ZM141 154V155H140ZM197 154V155H196ZM246 154V155H245ZM262 154V155H261ZM32 155V156H31ZM72 155H73V157H72ZM75 155V156H74ZM86 156V158H85V156ZM97 155H98V157H99V159L97 158ZM101 155V156H100ZM111 155H110V157H111ZM124 155H125V158H124ZM232 155V157L230 158V156ZM240 155V156H239ZM242 155V156H241ZM244 155V156H243ZM9 156V157H8ZM17 156V157H16ZM26 156V157H25ZM28 156V157H27ZM31 156V157H30ZM34 156V157H33ZM126 156H127V158H126ZM148 156V157H147ZM164 156V157H163ZM182 156V155H181ZM180 156V157H181ZM185 156V157H186ZM259 156L261 157V158H259ZM16 159L15 161H14V163H13V161H12V159H14V158ZM39 157L41 158V159H39ZM43 157H45V158H43ZM62 157V156H61ZM74 157H76V158H74ZM6 158V159H5ZM9 158V159H8ZM19 158V159H18ZM63 158V157H62ZM95 158V159H94ZM103 158V159H102ZM133 158V159H132ZM159 158H160V160H159ZM196 158H198V161H196ZM249 158V159H250ZM1 159H4V160H2L1 161ZM21 159V160H20ZM26 159V160H25ZM30 159V160H29ZM34 161H33V160ZM169 159V160H168ZM191 159V160H190ZM7 160V161H6ZM9 160H10V162L11 163H13V168H12V166H11V163L10 164H8L9 163ZM18 160V161H17ZM24 160V161H23ZM41 160V162H39ZM66 160V161H65ZM69 160V161H68ZM73 160V161H72ZM126 160V161H125ZM132 160H134V162L132 161ZM232 160H233V162H232ZM241 160V161H242ZM246 160H248V158L246 159ZM255 160H257V161H255ZM26 161H28V162H26ZM44 161V162H43ZM97 163H96V162ZM105 161V162H104ZM190 161L192 162V163H190ZM19 162H21V163H19ZM27 163V164H24V163ZM67 162V163H66ZM68 162H69V164H68ZM116 162H117V164H116ZM197 162V163H196ZM244 162V161H243ZM259 162V163H258ZM5 163H6V165H5ZM34 163V164H33ZM43 163H44V165H43ZM61 163H63V164H61ZM104 163H106V164H104ZM120 163V166L118 165ZM131 163V164H130ZM140 163V164H139ZM228 163V164H227ZM7 164H8V166H7ZM17 164V167L16 166H14V165H16ZM21 164H22V166H24V167H21ZM108 164V165H107ZM121 164H122V166H121ZM127 164V165H126ZM134 164H135V166H134ZM165 165V168L166 169H169V171H163V169H164V165ZM27 165V166H26ZM30 165V166H29ZM40 165V166H39ZM42 165H43V167H42ZM64 165V166H63ZM116 165V166H115ZM138 165V166H137ZM161 165H163V166H161ZM2 166L4 167V169H2ZM7 166V168H5ZM9 166H11V167H9ZM34 166V167H33ZM49 166V167H48ZM106 166V167H105ZM118 166V167H117ZM128 166V167H127ZM181 166V165H180ZM224 166V167H223ZM255 166H257V167H255ZM16 167V168H15ZM19 167H20V171L18 172V171H16V170H18L19 169ZM25 167H27L25 170L26 171H23L24 170V168ZM57 167H59V169H58V171H57V173H55V174H53V173H50L53 169L52 168H57ZM62 167V168H61ZM71 167V168H70ZM108 167V168H107ZM110 167L112 168V170L110 169ZM136 167V168H135ZM170 167V168H169ZM232 167V166H231ZM261 167V166H260ZM10 168V169H9ZM22 168V169H21ZM30 168V169H29ZM36 168V169H35ZM49 168H51V169H49ZM79 168V169H78ZM129 168V169H128ZM133 168V169H132ZM193 168V169H192ZM228 168H229V170H228ZM12 169H14L16 172H18L17 174H16V172L13 170V172H12ZM34 169V170H33ZM39 169V170H38ZM42 169V170H41ZM62 169V170H61ZM64 169V170H63ZM71 169V170H70ZM89 169V170H88ZM108 169H110V170H108ZM131 169V170H130ZM156 169V171H154ZM199 170L198 172H197V170ZM224 171H223V170ZM226 169H227V171H226ZM263 169H264V167H263ZM263 169H261V173H263L264 174V170ZM21 170H22V172H21ZM107 170V171H106ZM144 170V171H143ZM152 170V171H151ZM190 170V171H191ZM220 170V171H219ZM260 170V169H259ZM32 171V172H31ZM71 171V172H70ZM102 171H106L107 172V174H106V172H102ZM114 171V172H113ZM163 171V172H162ZM258 171V170H257ZM7 172V173H6ZM24 172V173H23ZM58 172H59V175H58ZM62 172V173H61ZM99 172H101V173H103V174H100ZM110 172V173H109ZM137 172V173H136ZM194 172V173H193ZM11 173V174H10ZM23 173V174H22ZM27 173H31V174H27ZM42 173V174H41ZM45 173V174H44ZM68 173V174H67ZM105 173V174H104ZM109 173V174H108ZM111 173H113V174H111ZM145 173V174H144ZM227 173V174H226ZM229 173V174H228ZM7 174V175H6ZM14 174V175H13ZM22 174V175H21ZM44 174V175H43ZM66 174V175H65ZM91 174V175H90ZM99 174V175H98ZM6 175V176H5ZM9 175V176H8ZM18 175V176H17ZM48 175V176H47ZM58 175V176H57ZM94 176V177H96V180L98 181H96L95 179L93 180L92 178H91V182H92V180H93V182H96L98 185H97V188L98 189H100L101 188V191L100 190H98L97 189V191L96 192H94L93 190H94V187L96 188V184L94 185V187H93V185H92V183L91 184H89V180H88V177H91V176ZM111 175V176H110ZM114 175H115V177H114ZM228 175H230L229 177H228ZM5 176V177H4ZM32 178H31V177ZM35 176V177H34ZM48 177V179H47V177ZM53 176V177H52ZM68 176V177H67ZM73 176V177H72ZM117 176H118V178H117ZM128 176V177H127ZM170 176V175H169ZM193 176V177H192ZM196 176V177H195ZM10 177H11V179H10ZM46 177V178H45ZM62 177V178H61ZM67 177V178H66ZM98 177H100V178H98ZM104 177V178H103ZM125 177V178H124ZM167 177V178H166ZM195 177V178H194ZM227 177H228V179H227ZM230 177H231V179H230ZM57 178H59V179H57ZM98 178V179H97ZM113 178H115L114 180H113ZM116 178H117V180H116ZM146 178V179H145ZM198 178V179H197ZM224 178V179H223ZM39 179H41V180H39ZM107 179V180H106ZM110 179V180H109ZM11 180V181H12ZM43 180V181H42ZM50 180V181H49ZM74 180V181H73ZM102 181L104 184H101V183H99L100 181ZM128 180V181H127ZM169 180V181H168ZM191 180V181H190ZM201 180V181H200ZM209 180V181H208ZM223 180H225V181H223ZM231 180V181H230ZM34 181H36V182H40V181H42V182H40V183H42V184H34L33 185V183H34ZM109 183H108V182ZM112 181V182H111ZM222 183H221V182ZM230 181V182H229ZM19 182L20 183H23L22 185L23 186H25L24 188L25 189H27L28 188V190L30 191V192H28V193H30L31 195H32V197L31 198H35V200H36V202H35V204L37 205V202L39 201V199L42 197V195H44L43 193H44V191H45V194H47L48 193V195H44V196H46V198L44 199L46 202V205H45V203H43L42 205L44 206H42L41 208H44L43 210V212L42 213H44V214H41V215H39V216H35L34 214L31 216V215H29V213L28 214H26V215H28V218L31 216V218H29L30 220H28V219H26V220H28V222L27 221H25L24 219V215H23V213H22V211H20V209L19 208H22V204H23V206L25 205V202L23 203V201L21 200V199H24V201H26L27 203H29V202H31L32 201V199L30 200L29 199V197L31 196L30 194H29V197H28V193L27 192H24L23 191V194H24V196H25V198H27V199H25L24 198V196L22 195V191H21V189H22V187H20V189H19ZM48 182V183H47ZM50 182V183H49ZM76 182V183H75ZM107 184H106V183ZM132 182V183H131ZM142 182V183H141ZM148 182V183H147ZM196 182H198L197 184H196ZM210 182V183H209ZM224 182V183H223ZM45 183V184H44ZM65 183V184H64ZM74 183V184H73ZM110 183L112 184V185H110ZM115 183V184H114ZM120 183V184H119ZM121 183H123V184H127V183H129L128 185H126V187L128 188H124L125 186L123 185V184H121ZM200 183H201V185H200ZM55 184H56V186H55ZM59 184V185H58ZM61 184H62V186H61ZM70 184H71V187H70ZM100 184V185H99ZM106 184V185H105ZM109 184V185H108ZM133 184V185H132ZM208 184V185H207ZM210 184V185H209ZM41 186V189H40V187L38 188V186ZM69 185V186H68ZM81 185V186H82ZM91 185V186H90ZM107 185L108 186H110V188L109 187H107ZM168 185V186H167ZM20 186H21V184H20ZM68 186V188H69V192H66L65 190V188ZM112 186V187H111ZM124 186V187H123ZM131 186V187H130ZM138 186V187H137ZM225 186V185H224ZM35 187H36V189H35ZM57 187V188H56ZM78 187V188H77ZM114 187V188H113ZM171 187V186H170ZM173 187V186H172ZM171 187V188H172ZM199 187H200V189H199ZM2 188H3V190H2ZM24 188L22 189V190H24ZM49 188H51V189H49ZM55 188V189H54ZM64 188V189H63ZM67 188V189H68ZM72 188V189H71ZM83 188V187H82ZM89 188H91L90 190H89V192L90 191H92L91 193H88V189ZM92 188H93V190H92ZM109 188V189H108ZM167 188L169 189V190H167ZM197 188H198V191H197ZM225 188H227V187H225ZM5 189V190H4ZM34 189L36 190V191H34ZM111 189V190H110ZM136 189H138L137 191H136ZM164 189H166V192H165V190ZM218 189V192L219 193H217V196L220 194V195H222V193H221V191ZM9 190H12L13 192H17L16 193V195L14 194V196L12 197V195L10 196V194H11V192L9 191ZM55 190V191H54ZM62 190V191H61ZM74 190H72V192H74ZM77 190V192H79ZM82 190V191H81ZM96 190V189H95ZM148 190V191H147ZM162 190V191H161ZM177 190V191H176ZM200 190V191H199ZM264 189H261V192L262 193H260L261 195H263L264 196V191H263ZM1 191H0V194H1ZM4 191H6V193H10V194H7V196L5 195V192ZM27 191V190H26ZM35 193H34V192ZM43 192L42 193V195H41V193H39V192ZM48 191V192H47ZM63 191H65V193L63 192ZM68 191V190H67ZM142 192V193H139V192ZM164 191V192H163ZM18 192H19V194H18ZM47 192V193H46ZM61 192V193H60ZM71 192V193H72ZM80 192H79V194H80ZM86 192V191H85ZM100 192V193H99ZM137 192V193H136ZM168 192V193H169ZM180 192V193H179ZM196 194H195V193ZM201 192H202V194H201ZM209 192V193H210ZM216 192H217V190H216ZM260 191H258V193H259ZM38 193V194H37ZM54 193V194H53ZM161 193H162V195H161ZM177 193V194H176ZM184 193V194H183ZM214 193H215V190H214ZM27 194V195H26ZM34 194V195H33ZM35 194H37L36 195V197H35ZM50 194V195H49ZM73 194H75L74 196V198H75V200H77V202L80 200V202H82V203H84L86 200L88 201V199L86 198V200L85 199H83V196L80 194V195H78V193H73ZM82 194L84 195V192H82ZM86 194V193H85ZM134 194H136V195H140V197L143 199V201L145 202H142V204H146V205H144L145 206V208L143 209L142 207L141 208H139V210H138V208H135V209H137V210H135L134 208H132V205H131V203H132V200H133V196H134ZM144 194V195H143ZM182 194V195H181ZM186 194V195H185ZM192 194V195H191ZM197 194H198V196H197ZM208 194V195H207ZM9 195V196H8ZM52 195H55V197L53 196L52 197ZM66 195H68V194H66ZM142 195V196H141ZM176 195V196H175ZM199 195H200V197H199ZM17 196V197H16ZM22 197L21 199H20V197ZM34 196V197H33ZM50 196H51V198H50ZM71 196H72V198H70V196L68 197V196H65L66 198L65 199H70V200H72V199H74L73 198V195L71 194ZM202 196H203V199H202ZM260 196V195H259ZM9 197V198H8ZM16 197V199L15 200H17L16 201V203L14 204L13 202V200H14V198ZM47 197H49L50 198V200H49V198L47 199ZM68 197V198H67ZM86 196H84V198H85ZM104 199H102V198ZM106 197H107V199H106ZM192 198L191 200H190V198ZM199 197V198H198ZM205 197V198H204ZM261 197V196H260ZM10 198H12L11 200H10ZM39 198V199H38ZM91 198V197H90ZM92 198H94V197H92ZM117 198V199H116ZM185 198V199H184ZM53 199V200H52ZM58 199V198H57ZM131 199V200H130ZM145 199V200H144ZM160 199V200H159ZM181 199V200H180ZM197 199V200H196ZM201 199H202V201H201ZM238 199H240V198H238ZM261 199L263 200V201H261V202H264V198H262L261 197ZM260 199V200H261ZM38 200V201H37ZM43 200V201H44ZM48 200H49V203H50V206H49V204H47V202H48ZM74 200V201H75ZM84 200V201H83ZM91 200V199H90ZM89 200V201H90ZM180 200V201H179ZM189 200V201H188ZM3 201H5V202H3ZM12 201V202H11ZM21 201V202H20ZM41 201H42V198H41ZM40 201V202H41ZM65 201H67V200H64L63 202H65ZM69 201V200H68ZM74 201H69L68 202V204L69 203H71L72 204V202L74 203ZM87 201H86V203L85 204H87ZM89 201H88V203H89ZM102 201V202H101ZM111 201V202H110ZM131 203H130V202ZM148 201V202H147ZM179 201V202H178ZM198 201V202H197ZM205 201V203L203 204V202ZM18 202H20V203H22L21 204V206L20 205H18L19 203ZM33 202H34V200H33ZM40 202H38V204L40 203ZM62 202V203H63ZM93 202V201H92ZM93 202V203H94ZM106 202V203H105ZM118 202V203H117ZM186 202H188V203H186ZM190 202V203H189ZM192 202V203H191ZM3 203V204H2ZM7 203V204H6ZM54 203V204H53ZM76 203V202H75ZM92 203V204H93ZM110 203V204H109ZM130 203V204H129ZM158 203L160 204V203H163V205L161 204V206H158V207H156L157 205H158ZM184 203L186 204V207L184 206ZM226 203V204H225ZM5 204V205H4ZM14 204L15 206H12V205ZM53 204V205H52ZM84 204V205H85ZM92 204H88L90 207H91V205ZM94 204V205H95ZM102 204V205H101ZM108 204V205H107ZM155 204V205H154ZM182 204V205H181ZM192 204V205H191ZM72 205H74V204H72ZM166 205V204H165ZM188 205H190L189 207H188ZM208 205H210V206H208ZM213 205V206H212ZM221 205V206H220ZM226 207H225V206ZM17 206H19V207H17ZM26 206V205H25ZM24 206V207H25ZM38 206V205H37ZM41 205H39V207H40ZM48 207V208H46V207ZM51 206H53V207H51ZM75 206V205H74ZM141 206H143V205H141ZM143 206V207H144ZM181 206V207H180ZM216 206H218V207H216ZM228 206H230L229 208H228ZM236 206V205H235ZM15 207H17V209H19L18 211H16L15 213H13V214H16L15 216H18L19 218H20V216L23 218V220L24 221H22V218H18V217H15V216H13V215H11V212L10 211H12V210H16V208ZM36 207V206H35ZM170 207V206H169ZM187 207L189 208V209H187ZM211 207H213V208H211ZM223 207H225V208H227V209H229V211L230 212H233V214L232 213H230L229 211H226ZM232 207V208H233ZM13 208V209H12ZM26 208V207H25ZM25 208H23V209H25ZM75 208V207H74ZM102 208V209H101ZM110 208V209H109ZM113 208V209H112ZM115 208V209H114ZM131 208V209H130ZM152 208V209H151ZM163 208H164V210H163ZM166 208V209H165ZM180 208H182V209H180ZM185 208V209H184ZM216 208V209H215ZM218 208V209H217ZM219 208H220V210H222V209H224L225 210V213H224V211L222 210V211H220L219 210ZM222 208V209H221ZM232 208H231V210H232ZM12 209V210H11ZM36 209H37V207H36ZM50 209V210H49ZM76 209V208H75ZM87 209V210H88ZM141 209H143V211L141 210ZM151 209V210H150ZM161 209V210H160ZM167 209H168V211H167ZM171 209V208H170ZM180 209V210H179ZM191 209V210H190ZM14 210V211H15ZM71 210H74L73 209V206H72V209ZM93 210V209H92ZM105 210H108V213H104V211ZM185 210V211H184ZM195 210V211H194ZM197 210H198V212H197ZM205 210H207V211H205ZM215 210H216V212H215ZM6 211V212H5ZM13 211V212H14ZM38 211V210H37ZM36 211V212H37ZM47 211H48V213H47ZM76 211H78L77 209H76ZM75 211V212H76ZM114 211V212H113ZM126 211V212H125ZM153 211V212H152ZM180 211H183V212H180ZM26 212V209H25V211H24V213ZM74 212V211H73ZM105 212H107V211H105ZM140 212H142V213H140ZM149 212V213H148ZM155 212V213H154ZM162 213V215H161V213ZM197 212V213H196ZM218 212V218H220L221 216V218H223V219H225L224 221V223H225V225H223V223L221 222L222 220H221V218L220 219H217V223L219 224V222H221V226L223 227L221 230H218L219 228H217V227H219V226H217V227H214V231L213 230H211L210 231V229H209V227L210 226H208V228H207V226H206V221H209L210 220V223H211V220L213 219V217H211V216H213V215H217L216 213ZM234 212L236 213V214H234ZM240 213V214H238V213ZM5 213V214H4ZM8 213H10V214H8ZM38 213V212H37ZM61 213V212H60ZM179 213H181L180 215H179ZM212 213H215V214H212ZM47 214V215H46ZM62 214V213H61ZM64 214V213H63ZM61 215V222H62V217H65L64 215ZM68 214V216H69V213H67ZM95 214V215H94ZM150 214V215H149ZM170 214V215H169ZM184 214V215H183ZM191 214V215H190ZM205 214V215H204ZM243 214V216L244 217H242V219H243V221H246L247 220V222L246 223H241V222H237L236 223V225L238 226L237 227V229H235V231H239V233H241V232H243L244 234L243 235H241V234H236L235 233V235L233 234V238H234V236H236V235H240L241 237H238V236H236L237 237V239H236V237L234 238L235 239V241L234 242H236L237 243V240H238V238L240 239L239 241H243V239H244V235H245V238L248 236V234H249V236L251 237V238H253L252 237V235H250V232L249 231H251V229H253V228H251L252 227V225H250V229L247 227V223H250V222H248V216L247 215H245L244 213H242ZM4 215H5V217H4ZM25 215V216H26ZM123 215V216H122ZM181 215L183 216L182 218H181ZM196 215H198V216H200V215H202V216H200V217H198V216H196ZM206 215H207V218H209V219H204V218H206ZM233 215V216H232ZM11 216V217H10ZM35 216V217H34ZM41 216H45L44 218L47 220H43V219H41L42 217ZM68 216H66V218L68 219ZM85 216H86V214H85ZM85 216H84V219L83 218H80V221H81V219L83 220V222H84V220H85V222H84V224L85 223H87L88 224V220H86V218H85ZM106 216V217H105ZM109 216H110V218H109ZM133 216V217H132ZM152 216V217H151ZM186 216H188L189 218H187ZM204 216V217H203ZM220 216V217H219ZM223 216H225V217H223ZM261 216V217H260ZM12 218V219H8V218ZM36 217H38V218H36ZM47 217V218H46ZM100 217V218H99ZM145 219H144V218ZM149 217V218H148ZM154 217V218H153ZM186 217V218H185ZM210 217L212 218V219H210ZM217 217V216H216ZM216 217H214V219L216 218ZM263 217V218H262ZM18 220H17V219ZM66 218H64V219H66ZM69 218H71V215H70V217ZM88 218H89V216H88ZM89 218V219H90ZM109 218V219H108ZM151 218V219H150ZM179 218V219H178ZM237 218V219H236ZM261 218V219H260ZM2 219V220H1ZM53 219V220H52ZM93 219H91V220H93ZM192 219V220H191ZM200 219H202V220H200ZM214 219H213V222H214ZM258 219V220H257ZM260 219V220H259ZM262 219L264 220V214L263 215H261V214H259L258 215V217L256 216V219L254 218V220L256 221H254L255 223H256V225H257V222L258 221H262ZM49 220H51V221H49ZM60 220H58V222L60 221ZM69 220H71V219H69ZM95 220H93L94 222H96ZM154 222H153V221ZM156 220V221H155ZM165 220V221H164ZM206 220V221H205ZM219 220H221V221H219ZM236 220V221H235ZM240 220V219H239ZM238 220V221H239ZM6 221V222H5ZM72 221V220H71ZM71 221H69V222H71ZM158 221H159V223H158ZM200 221V222H199ZM219 221V222H218ZM250 221V220H249ZM11 222H13V223H11ZM23 222V223H22ZM25 222H26V224H25ZM41 223V227H39L40 226V224H37L38 225V227H37V225H36V223ZM42 222H44L43 224H45V227H44V225L42 224ZM48 222V223H47ZM89 222L91 223V221L89 220ZM94 222H92L91 223V226L92 225H94ZM109 222H111V223H109ZM140 222V223H139ZM150 222H151V224H150ZM182 222V223H181ZM183 222H185V223H183ZM190 222V223H189ZM192 222V223H191ZM197 222H199V223H197ZM212 222V224H214ZM11 223V224H10ZM17 223H18V225H17ZM19 223H21V224H19ZM46 223H47V225H46ZM89 223V224H90ZM127 223V224H126ZM148 225H147V224ZM201 223V225H199ZM233 223V224H234ZM264 223V222H263ZM29 224V223H28ZM86 224V225H87ZM88 224V225H89ZM101 225H99V224H97V228H95V226H94V230L95 229H98V225L99 226H102V223H100ZM156 224V225H155ZM183 224V225H182ZM192 224V225H191ZM218 224H216V225H218ZM231 224V223H230ZM241 226H240V225ZM243 224V225H242ZM244 224H245V226H244ZM259 222H258V225L256 226V227H258V228H260V227H262V225L261 226H259ZM261 224H262V222H261ZM34 225V226H33ZM85 225V226H86ZM87 225V226H88ZM153 225V226H152ZM207 225H208V223H207ZM228 225V224H227ZM235 225V226H236ZM264 225V224H263ZM5 226H6V228H5ZM18 226V227H17ZM23 226V227H22ZM124 226V227H123ZM137 226V227H136ZM184 226V227H183ZM186 226V227H185ZM212 227H213V225H211ZM225 226V227H224ZM229 226V225H228ZM233 226V225H232ZM33 227H35L36 229L34 230V228ZM110 227H114L113 229L112 228H110ZM150 227V228H149ZM156 227V228H155ZM246 229H245V228ZM7 228H8V231H7ZM21 230H20V229ZM30 228V227H29ZM28 227H27V229H29ZM48 228V229H49ZM103 228H101V229H103ZM116 228V229H115ZM171 228H172V230H171ZM205 228V229H204ZM217 228V229H216ZM229 230L228 231V233H227V235H229V236H227V238H226V236H222V235H224L225 233L224 232H226V231H224L223 232V230ZM233 228H235V227H231V229H233ZM239 228H241V229H239ZM4 229V230H3ZM10 229V230H9ZM100 229V230H101ZM167 229V230H166ZM189 229V230H188ZM206 229H208V230H206ZM218 230V231H216V230ZM243 229H244V231H243ZM249 231H248V230ZM254 229H256V228H254ZM261 229V228H260ZM262 229H263V227H262ZM15 230L17 231V233H15ZM47 230V231H46ZM52 230V229H51ZM49 231V235L50 234H52V231ZM99 230V229H98ZM97 230V231H98ZM119 230V231H118ZM134 230V231H133ZM152 230V231H151ZM179 230V231H178ZM181 230H183V231H181ZM193 230V231H192ZM200 230V231H199ZM204 232H203V231ZM234 230V229H233ZM246 230V231H245ZM5 231H6V233H5ZM12 231H14V233L16 234V236L14 237V233L12 232ZM19 231V232H18ZM25 231H27V233H28V230H25ZM30 231V230H29ZM38 231V232H39ZM96 230H95V233L97 232ZM125 231V232H124ZM141 231H142V233H141ZM168 231V232H167ZM186 231H187V233H186ZM192 231V232H191ZM206 231V232H205ZM214 232V233H218L219 231H220V233L222 232V235L219 237L220 238V240L221 241H224V238H223V240L221 239V237H225V241H226V239L228 240V238H229V242H230V244H229V242L227 243V241H226V244H229V245H226V247L227 246H229V249H231L232 251H230L229 249H228V247L226 248V247H224L222 244L220 245V248H219V250H221L220 252H219V250L218 249H215L214 247H212L213 245H212V242H214V241H217V242H219V244H220V240L218 239H216V240H214L215 239V236H216V234L214 235L213 234V232L211 233V234H213L214 236H212L211 234H210V232ZM232 231V230H231ZM234 231V232H235ZM255 230H253V232L252 233H254L253 235L255 236L253 239H250L249 240V237H247L246 239H244V241L243 242H246V241H248L249 243H250V241H251V244H248V242H247V246H248V248H246L247 246H243V245H245V244H239V243H241V242H238V244L239 245H241V246H243V247H245V248H243V250L245 251V253H243L244 255H250V251H253L254 252V250L256 251V252H254V256H255V254H256V256L255 257H257V258H259V264L261 263V264H264V259H263V252H264V238L262 237V235H263V233H264V230H257L258 232L257 233H255L254 232ZM261 231V232H260ZM10 232H12V233H10ZM106 232V234H104ZM164 232V233H163ZM191 232V233H190ZM200 232V233H199ZM207 232H209V233H207ZM247 232H249L248 234H247ZM260 232V233H259ZM9 233V234H8ZM30 233V232H29ZM41 235L42 234H45V233H41V232H39ZM38 233V234H39ZM98 233L101 235V233L98 231ZM98 233H96L97 234V238H100V237H98ZM121 233V236L119 235ZM154 233V234H153ZM184 233H185V235H184ZM251 233V234H252ZM3 234V235H2ZM14 234V235H13ZM47 234V233H46ZM95 234V235H96ZM122 234H124L125 235V237H123V235ZM170 234V235H169ZM176 234V235H175ZM192 234V235H191ZM258 234V235H257ZM260 234V235H259ZM262 234V235H261ZM9 235V236H8ZM99 235V236H100ZM168 235V236H167ZM191 235V236H190ZM212 236V241H211V236ZM226 235V234H225ZM256 235H257V237H256ZM4 237V239H3V237ZM11 236V237H10ZM43 236H47V235H43ZM132 236V237H131ZM200 236H202V237H200ZM207 236V238H205ZM264 236V235H263ZM26 237V236H25ZM48 237V236H47ZM111 237V238H110ZM118 237V238H117ZM120 237H122V239L120 238ZM127 237V238H126ZM136 237V238H135ZM185 239H184V238ZM189 237V238H188ZM193 239H192V238ZM217 237V238H218ZM7 238V239H6ZM13 238V239H12ZM38 238V239H37ZM107 238V237H106ZM120 238V239H119ZM160 238V239H159ZM188 238V239H187ZM191 238V239H190ZM257 238V239H256ZM262 238V239H261ZM6 239V240H5ZM18 239H20V241L19 242H17L18 241ZM23 239H24V237H23ZM26 239H28V241H30V240H33V238L31 239V236H29V235H27V238H25L24 240H26ZM123 239H125V241L123 240ZM173 239V240H172ZM187 240V241H185V242H183L184 240ZM192 240V241H195L194 243L191 241L190 242V244L188 245V243H189V241L190 240ZM205 239H207L206 241H205ZM210 239V240H209ZM12 240H15L14 242H12ZM102 239H100L98 242H100ZM110 240V241H111ZM120 240H122V242H125V243H121V241ZM258 240V241H257ZM259 240H260V242H259ZM263 240V241H262ZM12 242V244H11V242ZM109 241V242H110ZM127 241V242H126ZM180 241V242H179ZM208 241H211V245L209 244V242ZM255 241V242H254ZM25 242V241H24ZM32 242V241H31ZM162 242H164V243H162ZM180 244H179V243ZM206 242H208V243H206ZM242 242V243H243ZM44 242H42V244H43ZM101 243V245L103 246V249L105 248L106 249V247L108 246V248H109V245H107V241H105V243L106 244H102V241L100 242ZM99 243V244H100ZM187 243V244H186ZM192 243V244H191ZM225 243V242H224ZM253 243V244H252ZM16 245V246H9V245ZM48 243H44L43 245H47ZM50 244V243H49ZM110 244H111V242H110ZM159 244V245H158ZM163 244V245H162ZM179 244V245H178ZM255 244V245H254ZM8 245V246H7ZM105 245H106V247H105ZM119 245H120V248H119ZM122 245L124 246L123 248H122ZM162 245V246H161ZM237 245V244H236ZM253 248L254 247V250H248V249H250L251 247ZM101 246V247H102ZM188 246V247H187ZM190 246V247H189ZM210 246V247H209ZM221 246L222 247H224V248H226V255H225V251H222L224 248H221ZM3 247V248H2ZM7 247H9V248H7ZM16 247V248H15ZM97 248H95L96 250L97 249H100L99 251H101V250H103V249H101L100 248V245H99V247L98 246H96ZM159 247V248H158ZM161 247V248H160ZM177 247V248H176ZM205 247V248H204ZM214 248V249H212V248ZM50 248L52 249V247L50 246ZM50 248H47V249H49V253H52V250L50 251ZM110 248V249H111ZM143 248V249H142ZM149 248V249H148ZM172 248V249H171ZM198 248V249H197ZM204 248V249H203ZM257 250H256V249ZM1 249H4V250H1ZM39 249V248H38ZM44 249H46V248H44ZM46 249V250H47ZM104 249V250H105ZM140 249V250H139ZM148 249V250H147ZM160 249H162L163 250V252L160 250ZM188 249V250H187ZM260 249V250H259ZM5 250H7V251H5ZM33 250V249H32ZM41 250H42V246H41ZM103 250V251H104ZM126 250V251H125ZM155 250L157 251V252H155ZM170 250V251H169ZM175 251L174 253H172L173 251ZM204 250V251H203ZM225 250V249H224ZM259 250V251H258ZM43 251V250H42ZM42 251H40V252H42ZM48 251V250H47ZM149 251V252H148ZM162 253H161V252ZM180 251V252H179ZM183 251V252H182ZM248 251L250 252V253H248ZM25 252V251H24ZM29 252V251H28ZM187 252V253H186ZM202 252H204V253H202ZM217 253V252H219V253H217V254H219V255H217L216 256V254H214V253ZM222 252V254H220ZM223 252H224V254H223ZM228 252H230L231 253V255H230V253H228ZM247 252V253H246ZM253 252L251 253L252 255H251V257H253ZM4 253V254H3ZM10 253V252H9ZM26 253H27V251H26ZM44 253H45V250H44ZM124 253V254H123ZM152 253H153V255H152ZM157 253V254H156ZM205 253H207V254H205ZM46 254H47V252H46ZM55 254V253H54ZM149 254V255H148ZM171 254V256H169ZM185 256H184V255ZM259 254V255H258ZM18 254H16V256H17ZM113 255H111V257L109 258V259H112V260H114L113 258H112V256ZM163 255V256H162ZM182 255H183V258H182ZM202 255V256H201ZM221 255V256H220ZM262 255V256H261ZM20 256V255H19ZM166 256H168L167 257V260H166ZM177 256H179V257H177ZM188 256V257H187ZM211 256V257H210ZM219 256V257H218ZM229 256H231V261H230V257ZM123 257V256H122ZM125 257H126V259H125ZM181 257V258H180ZM186 257V258H185ZM199 257V258H198ZM209 258V259H207V258ZM229 257V258H228ZM130 258H131V260H130ZM158 258V259H157ZM171 258V259H170ZM193 258V259H192ZM204 258V259H203ZM229 260H228V259ZM233 258V259H232ZM241 258H243V257H241ZM24 259V258H23ZM106 259V258H105ZM155 259V260H154ZM180 259H181V261H180ZM186 259V260H185ZM189 259V260H188ZM211 259V260H210ZM226 259V260H225ZM1 260V259H0ZM22 260V259H21ZM108 260V259H107ZM107 260H106V262H107ZM112 260H108L110 263H111V261ZM125 260H127L126 262H125ZM140 260V261H139ZM159 260V261H158ZM179 260V261H178ZM186 261V262H184V261ZM194 260V261H193ZM198 260V261H197ZM210 260V261H209ZM213 260V261H212ZM224 262V263H222V261ZM232 260H233V263H232ZM245 260V258H243V260L242 261H244ZM261 260V261H260ZM4 261V260H3ZM136 262V263H133V262ZM142 261V262H141ZM164 261V262H163ZM216 263H215V262ZM219 261V262H218ZM228 261V262H227ZM252 261H253V259H252ZM1 262V261H0ZM157 262V263H156ZM212 262V263H211ZM226 262V263H225ZM235 262V263H234ZM23 263V262H22ZM238 264H241L240 262H238Z\"/></svg>", "mask_w": 264, "mask_h": 264}]
</instances>
